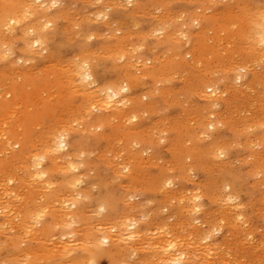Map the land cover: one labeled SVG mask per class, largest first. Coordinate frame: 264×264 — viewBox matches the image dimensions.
<instances>
[{"label":"rangeland","instance_id":"rangeland-1","mask_svg":"<svg viewBox=\"0 0 264 264\" xmlns=\"http://www.w3.org/2000/svg\"><path fill=\"white\" fill-rule=\"evenodd\" d=\"M54 1H59V3L57 4V2H56V7H53L52 8V10H51V12L53 13V12H55L54 13V15H56L57 16V18H56V20H57V22H55V25L53 24L52 25V27L49 29V31H48V34H50V36H49V42H48V47H49V49L51 50L49 53H47V54H45L44 56H36V57H33V63L35 62V63H37V64H35L34 63V66L32 65L33 63H31V64H28V65H26V66H24V67H22V66H19V65H16L17 67H22V68H15V66L12 64V63H8L7 64V67H11L10 68V70H9V68H6L5 67V61H3V60H0L2 63H0V71L3 73H1V77H0V79L2 80V81H0V84L2 83V82H4V80H5V84L4 83H2L0 86H1V88H0V93H3V94H5V92L6 91H8L9 89H10V87L11 86H9L8 87V85L10 84H12V85H14L15 87L14 88H16L15 89V91H14V94H12V99H14V103L17 105V106H19V105H22V106H20V107H16V109L18 108V110H17V112H16V109L14 108V106H15V104H13V105H10L9 106V110H10V112H11V110H12V114L14 113L15 114V112L16 113H18L19 111H20V113H21V116L23 117V118H21L20 119V121H25V122H28V119L30 118V119H32V117H33V115L31 114L32 112V110H34V109H29V110H31V111H29V112H25V108H23L24 107V102L23 101H27L26 103L28 104V105H31V103H32V99L33 98H31V97H35V95H33L34 93H39L41 96H43L42 98H44V99H46V100H42V102L43 103H46V104H48V105H54L58 100V97L59 96H66V91L64 90L65 88H63V87H61V88H63L62 90H59V89H61L60 88V85H57V84H61V83H59V82H56L55 81V77H54V75H55V73L54 72H52V81H55V82H52V83H55L54 85L52 84H49V85H47V86H44L42 83H43V81H48V79L47 78H45L44 79V76H42V75H44L43 73H44V69L46 68V66H48V63H50V62H53V63H55V61H56V63L55 64H60L61 65V63L63 62V61H66V62H69V63H66V62H64L63 63V65H69V66H72L73 65V63L74 62H77V58H74L75 56H78V58L80 57V61H82L83 59L82 58H86V60H88L91 64H90V66H91V68H92V71L94 72V75H95V77H96V80H97V82H98V84L100 85V86H102V85H106V84H112V82L113 83H115V82H121L122 84H124L125 83V81H127L128 79H130V77H127V76H129V74L130 75H132V77H135V78H137L138 80H136L137 82L135 83V84H132L131 85V87L132 88H134V89H132L131 87H130V89H129V92H127L128 94L127 95H133L132 97H137V98H139V99H141L140 101V103L141 104H139V105H136L135 106V108H133L132 110H133V112L135 113V114H137V116H138V118H137V120L136 121H132V122H130V121H127V122H125L126 123V127L124 128L123 126H125L124 124H123V126H122V121L121 120H119V119H116V120H112V121H110V120H108V119H106L105 118V115L106 114H101V112L100 111H97V110H90L89 108H87V107H85L86 105H87V103H88V101H86L87 100V98H86V96H84L83 94L82 95H80L81 93L80 92H78L77 94H75V95H73L74 97H70V98H68L67 99V104H68V107H69V105L71 104L73 107H75V109H79V110H84L85 112L83 113V114H81L80 115V117L82 116V120L80 119L79 121H78V117H76V116H79L78 114L79 113H82V111H78V113H77V115H72V116H70V118L69 119H67L66 120V123H63V126L65 125L66 127H68L69 129H71V132H72V135L73 136H71V140H72V146H71V148H72V150L73 151H77L76 153L78 154V152L79 151H81L82 152V157L83 156H85L84 158H82L81 157V159H75L76 160V162H81L82 163V165L84 166V168H79V171L77 172L78 173V175H79V178H81L82 179V181H84V182H79L80 184H77L76 185V187H73L72 188V192H74V190L75 191H78V189H79V191L77 192L78 194L80 193V196L82 195L83 197H84V199H83V197L81 196H76V197H78L77 198V200L79 199V201H77V208L76 209H78L79 207L80 208H83L84 210H88V211H91L90 213V215H89V212H87L88 213V215L85 213V216H83V217H80L79 219H77V220H79V221H81V222H87V221H92V222H97L99 219H101V218H103L102 216H104V215H107L108 217H110V218H112V220L109 218H107L108 220H110V221H113V220H115V222L117 221V219L115 218L114 219V217L116 216V217H119V213L121 212V211H117V210H122V208H123V206H124V204L122 203V199H124V198H126V200H128L127 202L129 203V204H135V206L132 208V211H131V220H133L134 221V219L136 218L135 216H138V217H140V218H142V219H135V222H136V227H138L139 225H141L142 226V228L144 229H149V231H150V235L152 236H154V234L156 233V231H157V228H158V226H160V224L161 225H164L163 224V222L164 223H166L168 226H170V228L171 227H173V226H176V224L175 223H177L176 221H174V220H180V219H187L186 217H188V215L187 214H189V207H191V205H192V203H193V201H192V199L193 198H191L192 196H193V194H198L200 197H201V199H200V203H201V205H202V207H204V208H202L203 210L201 211V212H203V213H201V212H198V214H196V217H198V222H196L195 223V226H197L198 228H201L202 226V228L203 229H205L204 231H206L207 229H209L208 231H209V233H210V230H211V233L210 234H212L213 235V238H212V240H211V242H213V243H215V247L216 248H218L217 249V256H215L217 259L219 258L220 260H218L217 261V259H216V261L218 262V264L220 263V262H222V261H224L225 262V260H227L226 262V264H229L230 263V261L231 260H233V261H231V264H238L239 262H238V260L239 261H241L242 259H243V256H245V260H243V261H246V259H247V261L249 262V261H251V260H249V257L248 256H250V259H252V262H249V264L250 263H252L253 264V262H254V264H255V262H256V264H259L260 262L262 263V264H264L263 262H264V247H261V246H263V245H261V244H264V239L262 238V237H264V220L262 219V218H264V205H262V204H264V202H263V200H264V196L262 197L261 196V194H264V185L262 186V184H259V183H262L261 182V180H263L264 178L258 173V171H259V169H260V167L258 168V166H256L257 164H256V159H258V158H261L262 159V161H261V159L260 160H258V161H260V163H262V167H264V156L262 157V155H264L263 154V152H264V144L262 143V142H264V138H261V137H264V136H261V135H264V122H262V121H264V114H262V113H264V97H262V96H264V93H260L261 91L262 92H264V64H263V66H262V64L261 63H259V62H261V61H264V59H263V57H260L261 55H259V54H250V55H255V56H253V57H248L247 56V58L245 59V56H246V53L243 51V48L242 49H240L241 47H240V45L238 44V39L236 38L235 39V34H234V36L232 35V33H237L238 31L239 32H241V27H240V24H241V22L243 21H239L240 22V24H239V22L237 21V19L238 18H241V19H244L245 20V18H249V16H252L253 15V13H254V11H256V9L259 7V6H261V5H263L264 4V0H223V2L224 1H226V2H224L225 4H228V5H224V3L221 1V3L219 2L218 3V0H217V2H216V0H214V2H213V0H209V1H207V3H205L206 2V0L204 1V0H200V1H198V0H194V1H192V0H176V2H175V0H171V1H169L168 3L167 2H165V0H155V2L153 1V0H133L132 2H131V5H130V3H129V1L128 0H115V1H113L112 0V2L114 3V5H115V7H113L114 5H112L113 3H109V2H111V0L109 1V0H100V2H97V1H99V0H90L91 2H89V0H62V2H64V3H62V2H60L61 0H54ZM106 1H108L107 3L108 4H110V5H108V4H106L105 6H104V4L106 3ZM128 1V2H127ZM135 1V2H134ZM143 1V2H142ZM152 1V2H151ZM161 1H164V2H161ZM204 1V2H203ZM235 1H237V2H235ZM82 2H88V4L90 3L91 5L93 4H98L97 6H93L92 5V7H90V4H89V7H88V4L87 3H85V4H83ZM119 2H121V3H119ZM136 2L138 3V10H137V8H135L134 6H135V4H136ZM142 2V3H141ZM175 2V3H174ZM196 2V3H195ZM241 2V3H240ZM245 2H246V4H245ZM248 2H251V4H249ZM100 3H102V5L100 4ZM104 3V4H103ZM115 3H117V5L115 4ZM158 3H160V4H158ZM192 3H194V4H192ZM215 3V4H214ZM233 5H232V4ZM257 3H259V4H257ZM262 3V4H261ZM64 4V5H63ZM75 4V5H74ZM123 6H122V5ZM125 4H127L125 7H124V5ZM151 4V5H150ZM156 4V5H155ZM168 4V5H167ZM172 4H174V5H172ZM206 4H208L207 6H206ZM219 4V5H218ZM249 4V5H248ZM58 5H60L59 6V8L57 7ZM71 5V6H70ZM74 5V6H73ZM85 5L87 6V7H85ZM155 5V9H156V11H155V9L153 10L152 9V7ZM210 5H211V8L212 9H210ZM232 5V6H231ZM63 8H62V7ZM107 6H109L111 9H109V7H107ZM119 6H121V7H119ZM131 6H132V8H131ZM151 6V7H150ZM169 6H170V8H169ZM202 6H204V7H202ZM225 6V7H224ZM230 6V7H229ZM248 6V7H247ZM249 6H252V7H249ZM66 7H67V9H70L72 12H75L74 14L76 15H74L71 11H69V10H67L66 9ZM68 7H71V8H68ZM95 7V8H94ZM101 7H105L104 8V10H103V8H102V11L100 10V8ZM161 8V10L159 9V8ZM166 7V9H168V10H166V11H164L163 10V8H165ZM194 7H195V9H194ZM197 7V8H196ZM201 7L202 8H204V9H202V10H198V12H201V13H198L199 14V16H198V14H197V16H196V18H195V13H193V12H191V11H194V12H196L195 10H197L198 8L199 9H201ZM256 8V9H253V8ZM139 8L141 9V10H139ZM144 8V9H143ZM147 8H149L148 10H147ZM152 9V12H153V15L152 14H148V17H147V13L149 12V13H152L150 10ZM187 8V10L189 9V11H190V13H188L189 11H185V9ZM209 8V9H208ZM251 8V9H250ZM72 9H74V10H72ZM85 9H86V11H85ZM132 9V10H131ZM169 9L171 10V11H169ZM173 9H174V11L176 10V13L173 11ZM181 9V10H180ZM182 9H184L183 11H182ZM194 9V10H193ZM207 9V12L206 11H204V10H206ZM253 9V10H252ZM99 10V11H98ZM106 10V11H105ZM112 10H114V12H112ZM135 10H136V12H135ZM143 10H145V11H143ZM179 10V11H178ZM224 10H225V12H224ZM252 10V11H251ZM67 12V14H68V12L70 13V14H66V12ZM82 13H81V12ZM97 11L99 12L98 14H100L101 13V15H100V18H99V16L98 15H96V13H97ZM104 11V12H103ZM140 11V12H139ZM143 11V12H142ZM148 11V12H147ZM157 11H159V12H157ZM165 12V13H163V12ZM167 11H169L170 12V14H169V12H167ZM172 11H173V13H172ZM178 11V12H177ZM182 11V12H181ZM209 11V12H208ZM214 11H216V12H214ZM221 11V12H220ZM236 11V12H235ZM60 12H62V14H60ZM79 12V13H78ZM93 12V13H92ZM96 12V13H95ZM106 12V13H105ZM123 12H124V14H123ZM132 12V13H131ZM135 12V13H134ZM139 12V15L138 14H136V13H138ZM147 12V13H146ZM182 14H181V13ZM184 12H186V13H184ZM206 13L205 14V16H203L204 14L203 13ZM233 12V13H232ZM72 13V14H71ZM78 13V14H77ZM85 13H88L89 15H91V16H89L88 14L86 15ZM90 13H92V14H94V15H96V16H94V15H92V14H90ZM110 13V14H109ZM137 16V17H135V15ZM143 13H146L145 14V17H144V14ZM155 13V14H154ZM164 14V16L163 15H161V14ZM168 13V14H167ZM174 13L176 14L175 15V17H174ZM181 14V18H180V16H178L177 14ZM192 13V14H191ZM235 13V14H234ZM236 13H239V15L238 14H236ZM63 14H66V15H63ZM83 14H85L86 16H84ZM107 14V15H106ZM134 16H133V15ZM158 14H160L161 16H163V17H161L160 15H158ZM173 16H172V15ZM195 14V15H194ZM202 14V15H201ZM208 14H212L211 15V18H210V16L208 15ZM218 14V15H217ZM229 14V15H228ZM236 15V16H234V15ZM62 15L63 16H66V18H68V19H70V20H66V18H64V17H62ZM74 15V16H73ZM84 16L83 17V21L81 20L82 18V16L79 18L80 19V21H79V19L77 18V16ZM104 15H106L107 16V20H106V17L104 18L103 16ZM130 15H132V16H130ZM155 15V16H154ZM156 15H158L157 17H159V18H156ZM166 15V16H165ZM169 15V16H168ZM171 15V16H170ZM187 15V17H186V19L185 18H182V16L183 17H185ZM192 15H194V16H192ZM215 17H214V16ZM233 15V16H232ZM237 15L239 16L238 18H237ZM60 16V17H59ZM89 16V18H87ZM103 17V20L101 19L102 17ZM128 16H130V17H128ZM154 16V17H153ZM177 16L179 17V18H177ZM193 18H195V20H199L198 22H196L195 24H194V22L192 21V20H194V19H192L191 20V18L192 17ZM201 16H203L202 17V20L200 19L201 18ZM216 16H218V17H216ZM221 16H222V19H220L221 18ZM233 17V19H235L236 18V20H233L232 19V17ZM69 17H71V18H69ZM72 17H76L75 18V20H76V22H75V20H73V18ZM87 19H91L90 21H88V20H86V18ZM92 17V18H91ZM93 17L95 18V17H98V18H95V20L96 19H98V20H94L93 19ZM109 17V18H108ZM170 17V18H169ZM171 17H173V18H171ZM197 17H199L198 19H197ZM225 17V18H224ZM228 17H230V18H228ZM60 18V19H59ZM63 18V19H62ZM132 19V20H130V19ZM156 18V19H155ZM160 18H161V20H163V18H165L164 20H167L168 22V24L170 23V26H168L167 27V25H166V27L168 28V30H169V32L170 33H173V31H174V33H175V31H176V33H178V30L177 29H179V30H181V32H185L184 34L186 35H184L183 33L182 34H179V35H181L182 37H187L188 35L190 36V39L187 37V39L189 40V42H188V40L187 39H184V38H182V37H178V35L175 33L174 35H173V37H172V39H168V38H164L163 37V34L162 33H167L166 31H165V29H164V27H163V29H161L160 30V28H162V23H160L159 24V22L161 21L160 20ZM174 18H176V19H180V20H177V22L178 23H174V22H176V19H175V21L173 20ZM206 18L208 19V21H211V22H213V23H216V24H213V23H207L206 22ZM213 18V19H212ZM217 18L219 19V20H224L225 22H228V24L227 23H225V22H219V24L217 23L218 22V20H217ZM231 19V20H233V21H237L236 22V24H235V22L233 23V22H230V21H228L227 19ZM99 19L100 20H102V21H99ZM108 19H109V21H108ZM128 19V20H127ZM136 19V20H135ZM210 19V20H209ZM214 19H216V20H214ZM62 20V21H61ZM120 20H122V21H124L126 24L125 25H127V27H125L124 25H123V27H120L122 24H124V23H121L120 24ZM127 20V21H126ZM135 20V21H134ZM154 20V21H153ZM171 20V21H170ZM194 20V21H195ZM58 21H59V23H58ZM72 21V22H71ZM74 21V22H73ZM82 21V22H81ZM93 21V22H92ZM114 21V22H113ZM121 21V22H122ZM128 21H130V23L128 22ZM172 21H174L173 22V24L171 23ZM184 21V22H183ZM70 22V23H69ZM88 24H87V23ZM90 22V23H89ZM111 23L112 22V24H113V27H112V24H109L108 25V27L106 26L107 24L106 23ZM117 22H119V23H117ZM152 22V23H151ZM158 24H157V23ZM161 22H163V21H161ZM181 24H180V23ZM188 22V23H187ZM193 22V23H192ZM65 23H66V25H65ZM69 23V25H67ZM74 23L77 25V23H78V25H79V28L76 26V25H74ZM105 23V24H104ZM135 23V24H134ZM137 23V24H136ZM156 23V24H155ZM186 23V24H185ZM221 23H224V24H226L225 25V30H223V28H224V26L223 25H221ZM71 24H72V26H71ZM87 24V25H86ZM114 24H117L116 26L114 25ZM139 24V25H138ZM152 24H154V25H152ZM175 24V26H173ZM184 24L186 25L185 27H183L184 26ZM188 24V25H187ZM190 24H191V26H190ZM198 24H200L199 26H198ZM231 24V25H230ZM232 24H233V26H232ZM237 25L236 27H238L237 29H236V27L235 28H233L235 25ZM239 24V25H238ZM75 26V28L77 27L78 28V30H79V32H77V29H75L76 30V32L78 33V37H81V35L79 34V33H82V38H78V39H76L75 37L77 36V33L75 32V30H74V28H73V30L71 31V29H72V27H74ZM84 25V26H83ZM130 25H132V27L130 26ZM133 25H135L136 26V28H135V26H133ZM138 25V26H137ZM158 26V28H157V26ZM160 25H162V26H160ZM193 25V26H192ZM195 25H197V26H195ZM204 25V26H203ZM207 25H211L210 27H208ZM65 26L67 27V28H65ZM81 26V27H80ZM119 26V27H118ZM151 26H156L155 27V29H154V27L152 28V30H151V33L153 34V36L150 34V31H149V33L148 34H144V36L143 35H141V34H143L145 31H147V30H150L151 29ZM165 26V25H164ZM175 28H173V27ZM189 26V27H188ZM206 26V27H205ZM215 28V29H213V30H215L216 31V33H215V31H213V36L214 35H216V36H218V37H222V35H223V39L220 37V38H217V40H215L216 39V36H212V34L211 33H209V32H212L210 29H212L213 27ZM218 26V27H217ZM231 26H232V28H231ZM70 27V28H69ZM118 27V28H117ZM160 27V28H159ZM165 27V28H166ZM183 27V28H182ZM201 27H205L204 29H206L205 30V32H204V35H202L203 33V28H201ZM218 29H217V28ZM69 28V29H68ZM133 29V30H131V29ZM191 28V29H190ZM229 28V29H228ZM117 29H119L120 31L118 32L117 31ZM139 31H138V30ZM154 29V30H153ZM232 31H231V30ZM238 30V31H236V30ZM104 30H106L105 32H104V37H103V31ZM114 30H116L115 32H114ZM123 30H125V31H123ZM127 30H129V31H127ZM132 31V34L130 35V32ZM137 30V31H136ZM185 30V31H184ZM188 30V31H187ZM195 30V31H194ZM196 30L198 31L197 33H196ZM221 30H223V31H225V32H223V31H221ZM233 30L235 31V32H233ZM76 33H74V32ZM110 31L113 33H117V35L115 36V34H114V36L117 38H119L120 36L119 35H121L122 34V32L121 31H123V36L125 35H129V42L130 43H132L133 41H134V43H136V44H129V42L127 43V45H125L126 44V42H122V41H120V42H118V40L116 39V38H114L112 35V33H110ZM154 31H157V32H160V31H162V32H160V33H155ZM164 31V32H163ZM209 31V32H208ZM71 32H72V34H71ZM89 32V33H88ZM101 32V33H100ZM134 32H136V33H134ZM139 32V33H138ZM140 32H141V34H140ZM192 32V33H191ZM238 32V33H239ZM99 33L100 34H102L101 36H98L99 35ZM119 33H121V34H119ZM145 33H147V32H145ZM155 33V34H154ZM180 33V32H179ZM187 33V34H186ZM188 33H190V34H188ZM199 33V34H198ZM201 33V34H200ZM220 33V34H219ZM6 34H8L7 35V37L9 36V35H11L10 33H4V35H6ZM71 34V35H70ZM73 34H75L76 36H72ZM83 34H84V36L85 37H83ZM86 34H88L87 36L89 37V35L91 36V35H95V36H97L98 38H96L95 36L93 37L94 39H92V38H90L89 37V39L90 40H88V37L86 36ZM105 34H106V36L109 34V35H111L112 37H110L109 35V37L107 36H105ZM137 34H138V36H137ZM162 35V36H157V37H155L156 35ZM80 35V36H79ZM121 35V36H122ZM132 35H133V37H132ZM206 35H207V37H206ZM224 35L225 36H231L230 38H225L224 37ZM71 37V40L72 41H70V37ZM122 36V37H123ZM142 36H143V38H142ZM148 36H149V38H148ZM152 36V37H151ZM192 36V37H191ZM195 36H197V37H195ZM199 36V37H198ZM237 36V35H236ZM10 37V36H9ZM67 37H69V38H67ZM73 37H74V40H73ZM163 37V38H162ZM174 37H176L175 39H174ZM201 37H202V40H200L201 39ZM208 38V39H206V38ZM213 39H211V38ZM109 40H108V39ZM111 38H113V39H111ZM147 38V39H146ZM156 38V39H155ZM159 38H162V40L160 39L159 40ZM177 38H179L180 39V41L181 40H183V41H178L177 40ZM196 38H197V41H196ZM210 38V39H209ZM224 38H225V40H224ZM132 39V40H131ZM146 39V40H145ZM227 39V40H226ZM158 40V41H157ZM185 40H187V42L185 41ZM219 40V41H218ZM222 40H223V42H222ZM230 40V41H229ZM233 40V41H232ZM11 41H13L12 39H11ZM11 41L9 40V42H8V44H9V46H11L12 44H11ZM173 41V42H172ZM176 41H178L179 43H181L182 45H183V47H182V45L181 44H179L178 42L177 43H175ZM198 41H200V46L198 45L197 46V44L199 43ZM220 41H221V44H220ZM224 41H226V42H224ZM228 41V42H227ZM15 42V41H14ZM14 42H12V43H14ZM125 43V44H123V45H125V48H124V50H125V52L127 53V55L128 56H131V57H135L136 58V60L138 61L139 60V62L137 63V61L136 60H132L133 61V63H136V65L134 64V66H136V67H138V68H136V67H130L129 66V61H128V59H130V58H127V56H126V58H123V59H120V56H119V51H118V45H120V44H118V43ZM166 42H167V45H166ZM170 42V43H169ZM184 42H186V43H184ZM208 43V45H207V43ZM211 42V43H210ZM214 44H213V43ZM230 42V43H229ZM137 43H138V45H137ZM145 43H147L146 44V46H145ZM158 43V44H157ZM168 43H169V45H168ZM217 43H219L218 45H217ZM224 43V44H223ZM11 44V45H10ZM84 44H86V45H84ZM129 44V45H128ZM171 44V45H170ZM176 44V45H175ZM188 44V45H187ZM189 44H192V46H190ZM204 44H205V46H204ZM225 44H226V46H225ZM229 44H231L230 45V47H232V46H235L234 48L232 47L231 49H229V48H227V47H229ZM235 44V45H234ZM236 44H237V46L239 47L238 49L236 48ZM61 45H63V47L61 48ZM101 45V46H100ZM107 45H109V46H107ZM111 45H112V47H111ZM131 45H133L134 47H136V49H135V51H136V53H137V49H138V55L135 53V51H133V49L132 48H134L133 46H132V48L130 47ZM135 45H137V46H139V47H137V46H135ZM180 45V46H179ZM196 46V48H200V47H202V49H203V51L200 53V54H198V55H200V56H198V59L201 57V59H199V61L200 62H197L198 61V59H196V61L194 62V63H191L190 61L188 62V60H189V58L190 57H192V55L191 56H189V55H187V56H185V52H192V50L194 49V47L193 46ZM209 45H214V46H216V47H213V46H209ZM225 47H224V46ZM228 45V46H227ZM100 46V47H99ZM105 46V47H104ZM107 46V47H106ZM114 46H117V47H115L114 48ZM127 46V47H126ZM144 46V47H143ZM149 46H151V47H149ZM174 46H175V48H174ZM188 46H189V48H188ZM223 46V47H222ZM89 47H90V49H89ZM98 47H99V49L100 50H97V51H95V53H97V54H95L94 53V51L93 50H95V49H98ZM129 47V48H128ZM141 47V48H140ZM143 47V48H142ZM206 47L208 48V49H206ZM209 47L212 49V51H210V52H208L207 53V50L209 51L210 49H209ZM219 47V48H218ZM222 47V48H221ZM87 48V49H86ZM103 48V49H102ZM104 48H105V50L106 51H104ZM114 48V49H113ZM147 48V49H146ZM171 48V49H170ZM178 48V49H177ZM184 48V49H183ZM204 48H205V50H204ZM214 48V49H213ZM226 48H227V51H226ZM85 49V50H84ZM92 49V51H93V53L91 52V51H89V50H91ZM108 49H110V50H108ZM116 49H117V51H116ZM126 49L128 50V51H126ZM132 49V50H131ZM145 49V50H144ZM156 49V50H155ZM163 49H165V50H163ZM217 49H219L220 51H216ZM229 49V50H228ZM233 49V50H232ZM237 49V50H236ZM115 50V52H113ZM150 50V51H149ZM153 50V51H152ZM159 50H161V51H159ZM167 50V51H166ZM171 50V51H170ZM187 50V51H186ZM213 50L215 51V52H213ZM221 50H222V52H221ZM224 50L226 51L225 52V54H228V55H223V53H224ZM53 51H55V52H62L64 55L61 57L60 55H57V56H53V54H52V52ZM84 51H86V53H84ZM104 51V53H102ZM109 51H112L113 52V55L111 56L110 54V56H107L108 55V53H109ZM157 51H158V53H157ZM174 51V52H173ZM178 52V54H177V52ZM206 51V52H205ZM240 51V52H239ZM108 52V53H107ZM117 52V53H116ZM162 52H164V53H162ZM166 52H167V54H166ZM212 52V53H211ZM216 52H218L217 54L219 55V53H221L219 56H220V58H219V56H218V59H220L219 61H221V59H225V60H223V61H225V63H227V64H224V62H223V65H221L222 64V61H221V63L219 62V63H217L218 61H216L215 60V58L217 59V57L215 56L216 55ZM238 52V53H237ZM242 52H243V54L245 55V56H243V55H241L242 54ZM258 52V51H257ZM260 52V51H259ZM78 53H80V55H77ZM91 53L93 54V55H91ZM100 53H102L103 55H101L100 56ZM156 54V55H153V54ZM180 53V54H179ZM183 53V55H181ZM206 53L207 55H209L210 56V54H211V58L212 57H214V58H208V56L205 54ZM256 53V52H255ZM69 54H71V55H69ZM82 54V55H81ZM165 54V55H164ZM177 55V57H176V55ZM215 54V55H214ZM234 54V55H233ZM14 55L16 56V59H18L20 56H22V55H25L24 53H21L19 50H16L15 51V53H14ZM75 55V56H74ZM89 56V55H91L90 57H86V56ZM105 55V56H104ZM158 55V56H157ZM160 55H162V56H160ZM164 55V56H163ZM168 56L169 57V55L172 57H169V58H171V59H173V60H171V61H173V62H170L169 60H167V62H166V59H164L165 60V62H163L164 60L163 59H161L162 57H165V56ZM214 55V56H213ZM60 56V57H59ZM74 56V57H73ZM100 56V57H99ZM104 56V57H103ZM173 56H175V57H173ZM183 56H185V57H187V59H185ZM207 56V57H206ZM225 56V57H224ZM229 56H231V57H229ZM232 56H234L233 57V59L234 60H232ZM236 56V57H235ZM259 58H258V57ZM18 57V58H17ZM55 57V59H53V58ZM82 57V58H81ZM98 57V58H97ZM106 57H107V60H106ZM143 57V58H142ZM145 57H146V59L147 60H145ZM159 57V58H158ZM189 57V58H188ZM223 57V58H222ZM239 57H243L242 59H240V61L242 62V64H241V62L239 61ZM257 57V58H256ZM59 58V59H58ZM68 58H69V60H68ZM71 58H73L72 59V61L70 60ZM84 58V59H85ZM93 58H94V60H93ZM101 58H103V60L105 61H101ZM110 58V59H109ZM151 59V60H149L148 61V59ZM153 58H157V60H155V59H153ZM176 58H177V60H179L180 59V61L177 63L175 60H176ZM183 58V60H184V62H183V64H181L182 62H181V59ZM237 60H236V59ZM253 58V59H252ZM262 58V59H261ZM42 59V60H41ZM63 59V60H62ZM153 59V60H152ZM191 59H193V58H191ZM202 59H203V61H206L207 63L208 62H210L209 60H211L212 62H210V64H207L206 62H203L202 61ZM217 59V60H218ZM252 59V60H251ZM47 60V61H46ZM58 60V61H57ZM60 60V61H59ZM74 60V61H73ZM114 60V61H113ZM142 62H141V61ZM143 60H144V64H145V62H147L146 64H145V68H143L142 67V63H143ZM160 60V61H159ZM193 60H195V59H193ZM226 60H228L227 62H226ZM230 60V61H229ZM236 60V66H238V68L240 67L241 68V65H242V68H243V71L241 72V71H239L238 70V68L234 71V70H232L230 67H231V64L233 63V61H235ZM252 61V62H255L256 63V61L257 60H259V61H257L258 63H259V65H257L256 64V66L254 67L253 65H251V66H253V67H251V66H248V65H250L251 63H250V61ZM134 61H136V62H134ZM153 61V62H152ZM156 61V63H154ZM192 61V60H191ZM202 61V62H201ZM232 61V62H231ZM237 61H239L240 62V64L239 65H237L239 62H237ZM249 61V63H247ZM119 62V63H118ZM162 63L163 62V65L165 66V67H167V65H168V67L167 68H165V72H164V66L162 65V64H160V63ZM177 63V64H175V63ZM181 62V63H180ZM193 62V61H192ZM217 63L219 66L217 67L216 66V68H214L215 67V65H217V64H215V63ZM72 63V64H71ZM97 63V64H96ZM101 63V64H100ZM115 63V65H113ZM152 63V65H154V64H157V65H154V66H150V64ZM154 63V64H153ZM158 63L160 64V66L158 65ZM169 63V64H168ZM191 63V64H190ZM196 63L197 64H199L200 65V63L202 64V65H200L201 67L199 68L198 67V65L196 66ZM213 63V64H212ZM228 63H229V66H228ZM245 63H247V64H245ZM254 63V64H255ZM11 64V65H10ZM95 64V65H94ZM99 64V65H98ZM103 64V66H101ZM121 64V65H120ZM141 66H140V65ZM184 64H186V65H184ZM188 64V65H187ZM190 64V65H189ZM198 68H196L194 65ZM44 65V66H43ZM46 65V66H45ZM99 67H98V66ZM118 65H120V66H118ZM123 65V66H122ZM176 66V69H175V67H173V66ZM182 65H184V69L183 68H180L179 66H182ZM205 65V66H204ZM212 65V66H211ZM156 66V67H155ZM163 66V67H162ZM186 66V67H185ZM210 66V67H209ZM224 66V67H223ZM226 66V67H225ZM14 67V68H13ZM29 68V74H30V72L32 73L34 70L33 69H35V71H37V72H39L41 69V74H40V72L39 73H37L36 75H37V77H38V74L42 77V79H43V81L41 80V81H37V80H34V79H37V77H36V75H34L35 74V72H33V74H30V75H32V76H28V78L26 79V81H25V83H24V79H23V76H20L21 74V72L22 71H24V70H27L28 68ZM31 67H33V68H31ZM36 67H38L39 68V70H38V68H36ZM42 67H45V68H42ZM116 67H118L117 69H116ZM158 67H160V69H158ZM170 67V68H169ZM172 67V68H171ZM183 67V66H182ZM204 67H207L209 70L211 69V67H212V70H210V71H208V69L207 68H204ZM227 67H229V68H227ZM248 67V68H247ZM261 67V68H260ZM2 68H4V71H3V69ZM5 68H6V70H5ZM12 68H13V70H12ZM25 68H27V69H25ZM41 68V69H40ZM97 68V69H96ZM119 68H121V69H119ZM192 68L195 70V69H197L195 72H197V73H195L194 72V70H192ZM205 70H204V69ZM222 68H226V69H222ZM239 68V69H240ZM241 68V69H242ZM245 68V69H244ZM251 68H252V70L255 72V71H257V72H259V74H260V76H259V79L257 78L258 77V75L259 74H257V72H252V70H251ZM253 68H255V69H253ZM116 69V70H115ZM118 69L120 70V71H118ZM128 69H129V71L131 70V72H133V74L130 72V73H126V72H124V71H128ZM132 69H133V71H132ZM135 69H137V70H139V71H136ZM146 69V70H145ZM148 69V70H147ZM177 69H179V70H177ZM199 69H201V71L199 70ZM206 69H207V71H206ZM230 69H231V71H234L233 73H230L229 75H228V73L229 72H231L230 71ZM247 69H249L248 71H247ZM262 69V70H261ZM32 70V71H31ZM135 70V71H134ZM159 70H160V72H161V74L159 73ZM185 70H187L186 72H184ZM189 70V71H188ZM190 70L192 71V72H194L195 74H197V76H196V78H195V76H194V74L192 73V72H190ZM203 70H204V72H203ZM219 71L220 72V77H219V80L217 79L216 81H215V79L213 78V80L211 79V77H215L214 76V74L216 73H213L212 71ZM245 70V71H244ZM259 70H261V72L259 71ZM6 71H7V73H12L11 75L10 74H7L6 73ZM9 71V72H8ZM11 71V72H10ZM12 71H14V72H12ZM140 71H142L141 73H140ZM143 71H145V72H143ZM151 71H155V72H151ZM177 71H180V72H177ZM181 71L182 72H184V73H181ZM224 71V72H223ZM229 71V72H228ZM263 71V72H262ZM5 72V73H4ZM17 73L16 75L18 76V77H16V75H15V78L13 77V73ZM25 72V71H24ZM24 72H22V73H24ZM122 72V73H121ZM138 72V74H142L141 76H138V74H136V73ZM147 72H150V75L149 76H143L144 75V73L146 74ZM206 72V73H205ZM208 72V73H207ZM209 72H211L212 74H209ZM238 72V73H237ZM61 73V72H60ZM96 73H98V74H96ZM126 73V74H125ZM165 73V74H164ZM176 73H180V74H177V76L178 77H176V80H175V74ZM185 73H187V74H185ZM204 74V76H205V74H206V77L204 78L203 77V75L202 74ZM226 73H227V75H226ZM237 73V74H236ZM248 73V74H247ZM254 73V74H253ZM20 74V75H19ZM157 74V75H156ZM199 74H200V77H202L201 79H199V78H197L198 76H199ZM208 74V75H207ZM239 75V74H241L242 76H243V80L245 81H243V83H244V85L243 84H240V83H234V81H233V83H230V85L228 86L227 85V87L225 88V85H223L222 84V82H223V79H225V78H233V76L235 77V75ZM127 75V76H126ZM152 75V76H151ZM179 75L181 76V77H179ZM182 75H184L183 77H185L186 75V77L183 79L182 78ZM212 75V76H211ZM224 75V76H223ZM226 75V76H225ZM246 75V76H245ZM251 75V76H250ZM252 75H253V77H254V75H257V76H255V78L254 79H256V80H260V83H258V85H257V83L255 84V82H252V80H254L253 79V77H252ZM6 76V77H5ZM33 76H35V77H33ZM39 76V77H40ZM120 76V77H119ZM122 76V77H121ZM137 76V77H136ZM167 76V77H166ZM170 76L171 77H173V78H170ZM229 76V77H228ZM245 76V77H244ZM247 76H249V77H247ZM9 79H8V78ZM11 77H13L15 80H16V82H15V80L12 78L11 79ZM33 79H32V78ZM38 77V78H39ZM107 77V78H106ZM139 77V78H138ZM156 77L158 78V80L156 79ZM160 77H163L162 78V81H161V78ZM165 77H166V79H167V83H166V79H165ZM189 77H191L190 79H189ZM6 78V79H5ZM122 78V79H121ZM146 78H147V80H146ZM149 78V79H148ZM181 78V79H180ZM203 78L205 79V81L206 80H212V81H214V83L215 84H218L219 85V93H221L222 91H224V94L222 93L221 95H216L215 96V99L218 97V98H222V99H219V101H218V105L215 107V109H214V112H215V115H217V117L216 118H210V120L212 119V120H215L216 119V121H215V124H214V126H213V128H210V127H208V124H209V121H203L204 119V117H206V118H208V116H210V114H211V111H209L210 109L209 108H207L208 106H206L205 107V105H207V102L202 98V97H200L199 95H198V92H197V89H198V85L199 84H201L202 83V81H204L203 80ZM207 78V79H206ZM210 78V79H209ZM248 78V79H247ZM17 79H18V82H17ZM20 79V80H19ZM21 79L23 80L22 82H23V84H22V82H21V84H20V81H21ZM29 79V80H28ZM124 79H126L125 81H124ZM154 79V80H153ZM178 79V80H177ZM180 79V80H179ZM197 79H199L198 81H197ZM251 79V80H250ZM262 79V80H261ZM7 80H8V82L9 81H11V83L9 82V83H6L7 82ZM14 80V81H13ZM27 80L28 81H32V83L31 82H27ZM36 81L35 83H34V81ZM122 80V81H121ZM146 80V81H145ZM156 80V81H155ZM172 80L174 81V82H172ZM184 80V81H183ZM190 80V81H189ZM256 80H254V81H256ZM115 81V82H114ZM153 81H155L154 83H153ZM26 82L28 83V85L26 86ZM41 82V83H40ZM119 82V83H120ZM157 82V83H156ZM160 82H162V83H160ZM190 82V83H189ZM247 82V83H246ZM252 82V83H251ZM256 82H258V81H256ZM19 83V86L17 85ZM29 83H30V87H29ZM78 83V82H77ZM76 83V84H77ZM159 83V84H158ZM248 83H250V84H248ZM255 84V86L258 88V89H261V87H262V89L260 90V92H255L256 90H258V89H256L255 88V86H253L252 84ZM5 86H4V85ZM25 84V85H24ZM34 84V85H33ZM142 84H146L145 86L143 85L142 86ZM165 84V85H164ZM188 84V85H187ZM221 84V85H220ZM259 84H260V86H259ZM18 87H17V86ZM20 85H24V87L23 86H21L20 87ZM32 85H33V88L31 89V87H32ZM38 85V86H37ZM78 85H79V83H78ZM233 85V87H234V89L238 86L239 87V89L241 90V91H238L237 89H238V87L235 89V94H234V90L231 88V90H230V86H232ZM240 85V86H239ZM246 85H247V88H246ZM2 86L4 87V89H2ZM44 87V89L43 88H41V87ZM55 86V87H54ZM138 86V87H137ZM156 86V87H155ZM171 86H173L174 88H170ZM191 86V87H190ZM236 86V87H235ZM241 86H243V87H241ZM245 86V87H244ZM249 86V87H248ZM8 87V89L6 90V88ZM27 87V89H25ZM35 87H36V89H37V91L36 90H34L33 91V89H35ZM37 87H40V88H37ZM48 87H53V89L51 88L50 90H51V92H50V90L48 91V94H46L45 95V93H47L46 92V90L47 89H49ZM148 87V88H147ZM170 89H169V88ZM191 88L194 92H195V90H196V92H197V94H196V92L194 93L193 91H188V90H186V89H183V88ZM241 87V88H240ZM252 87H254V88H252ZM30 90H29V89ZM56 90H58V91H56ZM146 88V89H145ZM159 88V89H158ZM178 90H177V89ZM181 90H180V89ZM196 88V89H195ZM225 88V89H224ZM250 88H252V90L253 89H255L254 91H252ZM18 89V90H17ZM40 89V90H39ZM46 89V90H45ZM77 89H80V87L79 88H77ZM148 89H150V94H149V91H148ZM168 90L169 91V94H167V92L168 91H163V90ZM190 89V90H191ZM195 89V90H194ZM2 90H4L3 92H1ZM20 90V91H19ZM27 90H29V92H27ZM45 90V91H44ZM145 90H147V91H145ZM154 92V90H155V93H152V91ZM158 90H159V93H158ZM180 90V91H179ZM186 90V91H185ZM233 90V91H232ZM246 90H250L249 92H248V94H245V93H247L246 92ZM30 91H33V93H31V94H29L30 93ZM143 91H145L146 92V95L144 94V92ZM225 91L227 92V94H225ZM245 91V92H244ZM22 92H24V93H22ZM43 92H45V93H43ZM52 92L55 94H53L55 97H52V98H49L50 97V95L52 94ZM57 92V93H56ZM63 93V94H60V93ZM65 92V93H64ZM82 92V91H81ZM143 92V94L141 95V93ZM170 92L172 93V94H174V95H171L170 94ZM175 92H176V94H175ZM181 92V93H180ZM184 92H185V94H184ZM51 93V94H50ZM161 94V95H157V94ZM179 93V94H178ZM183 93V94H182ZM194 95H193V94ZM231 93H233V95L231 96L230 95V97H232V100L233 101H236V99L237 98H239V99H237V101L239 102V103H237V101H236V103H234L233 101H232V103L231 102H229L228 100L230 99V101H231V98L230 97H228V96H225V95H228V94H231ZM242 93H243V95L244 96H242ZM256 93V94H255ZM259 93L260 94H263V95H259ZM138 94V95H137ZM167 95V100H166V98H165V95ZM239 96H242L241 97V99H240V97H238V95ZM25 95H29V98H28V100H26L27 98L26 97H23V96ZM32 95V96H31ZM48 95V96H47ZM148 95V96H147ZM156 95V96H155ZM186 95V96H185ZM255 95H257V97L255 96ZM9 96V95H8ZM7 96V100H8V102L7 103H9V100H12V99H8V98H10V97H8ZM22 96V97H21ZM46 98H45V97ZM139 96V97H138ZM143 96H145L144 98H143ZM169 96V97H168ZM170 96L172 97L171 98V101L169 100L170 99ZM173 96L176 98V99H174L173 100ZM178 96H180V97H178ZM182 96H183V98H182ZM219 96H221V97H219ZM233 96H236L235 98L233 97ZM246 96V97H245ZM75 97H77V98H75ZM194 97V98H193ZM224 97V98H223ZM225 97H227V98H229L227 101L225 100ZM248 97V98H247ZM253 97V98H252ZM262 97V98H261ZM6 98V97H5ZM23 98V104H22V102L21 101H19L20 99H22ZM50 99V100H48V99ZM164 98H165V100H164ZM183 100H182V99ZM217 98V99H218ZM226 98V99H227ZM245 98V99H244ZM248 100H247V99ZM251 98L253 99V100H251ZM256 98H257V100L259 101V102H257V100H256ZM16 99V100H15ZM25 99V100H24ZM53 99V100H52ZM181 99V100H180ZM262 99V101L260 102V100ZM85 100V101H84ZM159 101L158 103L156 102V101ZM184 100H186L185 102H184ZM193 100H195V101H193ZM226 101V103H225V101ZM243 100H245L244 102H242ZM247 100V101H246ZM255 100V101H254ZM166 101H168V103L170 104L171 103V105H169V104H167V102ZM191 101V102H190ZM31 102V103H30ZM81 102H83V103H85V104H81ZM227 102H229V103H227ZM241 102V103H240ZM247 102V103H246ZM18 103V104H17ZM220 103V104H219ZM246 103V106L244 105ZM253 103H255V105L253 104ZM59 104V103H58ZM143 104V105H142ZM161 104V105H160ZM202 106H201V105ZM228 104V105H227ZM232 104H234V106L232 107ZM251 104V105H250ZM253 104V105H252ZM70 105V106H71ZM74 105H76V106H74ZM81 105H83V107L81 106ZM85 105V106H84ZM150 105V106H149ZM152 105V106H151ZM181 105V106H180ZM261 105H263V106H261ZM12 106V108L13 109H11L10 107ZM80 106V107H79ZM154 106V107H153ZM161 106H162V109H161ZM164 106H166V107H164ZM169 106H171V108L169 107ZM182 106H184V107H182ZM220 106H221V108H220ZM229 106V107H228ZM256 106V107H255ZM82 107V109H80ZM86 108V110L85 109H83V108ZM167 107H169V109L167 108ZM175 107V108H174ZM180 107V108H179ZM195 107V108H194ZM204 107V108H203ZM231 107V108H230ZM236 107V108H235ZM238 107V108H237ZM241 107V108H240ZM52 108H54V107H52ZM148 108V109H147ZM183 108V109H182ZM206 108V109H205ZM218 108V109H217ZM226 108H230V110H227ZM235 108V109H234ZM14 109H15V112H14ZM22 109V110H21ZM24 109V110H23ZM74 109V108H73ZM205 109V110H204ZM231 109H234L235 111H232ZM236 109H237V111H236ZM239 109V110H238ZM156 110V111H155ZM160 112H159V111ZM197 110H199L198 112H197ZM204 110V111H203ZM218 110V111H217ZM256 110L259 112L258 114H256L257 112H256ZM261 110V111H260ZM6 111V110H5ZM22 111L23 112H25V113H22ZM53 111V112H52ZM52 111H50V110H46L45 111V113H47V114H45L46 115V117L43 119V121L45 122H43V121H41L42 122V125L43 126H45L46 128L49 126H51L52 124H54V125H56V123H55V121H57V119L56 118H59V119H62V117L63 116H66V114H67V110H64V111H61V112H59L58 110L56 111H54V110H52ZM93 111V112H92ZM140 111V112H139ZM151 111H155V113H157L156 115H155V113H153V112H151ZM184 111V112H183ZM225 111H227L228 113L227 114H225V113H222L223 115L221 116V115H219V114H221V112H225ZM230 111V112H229ZM234 112L233 114H231L232 112ZM253 111H255V114H252V113H254ZM9 112V113H10ZM52 112V113H51ZM63 112V114H61ZM90 112V113H89ZM100 112V113H99ZM165 112V114H163ZM183 112V113H182ZM192 112V113H191ZM196 113V115H195V117H194V115H193V113ZM204 112V113H203ZM208 112H210V114L208 113ZM244 112V113H243ZM249 112H251V114L249 113ZM59 113H60V115L61 116H59ZM72 113V112H71ZM97 113V114H96ZM180 113H182L183 114V116L180 114ZM185 113V114H184ZM201 113H203L202 115H201ZM217 113H219V114H217ZM241 113H243L244 114V116L246 115V117H244L245 119H243L242 117H243V114H241ZM26 114V115H25ZM29 114H31V116L29 115ZM48 114L50 115H53L54 117L52 118V119H50V118H48ZM90 114V115H89ZM165 116V119H164V116ZM169 114V115H168ZM178 115V114H180V116L181 117H184V118H180V116L178 115V117L176 118V115ZM197 114H199V115H197ZM206 114H207V116H206ZM228 114H230V115H228ZM85 115H87L89 118H86V116ZM153 115V116H152ZM171 115V116H170ZM173 115V116H172ZM190 115V116H189ZM204 115V116H203ZM226 115V116H225ZM242 115V117H240V116ZM253 115V116H252ZM255 115H257V116H259V118H254V117H257V116H255ZM262 115V116H261ZM26 116V117H25ZM30 116V117H29ZM35 116V115H34ZM96 116V117H95ZM166 116H167V118L170 120V122H169V120L166 118ZM186 116H187V118H191V119H194L195 118V122L193 121V120H191V119H189V121H187L185 118H186ZM201 116V117H200ZM219 116L220 117H222V118H219ZM247 116H249V117H247ZM260 116L262 117V118H260ZM73 117H76L75 119L73 118ZM93 117H94V119H93ZM104 117V118H103ZM159 117H161V119L163 118V121H165V122H163V121H160V118ZM194 117V118H193ZM225 117V118H224ZM242 118L243 119V121H244V123H241L242 122V120H240L241 122H239V120H236L235 121V119L236 118ZM63 118H65V117H63ZM91 118V119H90ZM179 118V119H178ZM205 118V119H206ZM237 118V119H238ZM29 119V120H30ZM50 119V120H49ZM58 119V120H59ZM93 119V120H92ZM150 119V120H149ZM152 119V120H151ZM158 121H157V120ZM186 121H185V120ZM203 119V120H202ZM222 121H221V120ZM256 119V120H255ZM260 119V121L261 122H259L258 120ZM77 121V122H74V121ZM88 120V121H87ZM106 120V121H105ZM154 120H156V121H154ZM166 120H168V121H166ZM0 121H2V120H0ZM83 122V123H85L87 126L85 127V124L84 125H79V123L80 122ZM97 121V122H96ZM153 121V122H152ZM185 121V122H184ZM233 121V122H232ZM254 121H256V122H254ZM87 122H89V124H87ZM95 122V123H94ZM100 122V123H99ZM110 122H112V126H111V123ZM115 122V123H114ZM160 122V123H159ZM194 124H192V123ZM234 122H239V125L242 127H239V125L237 126V124L235 125V124H233ZM14 123H18V121H15ZM44 123V124H43ZM75 123V124H74ZM105 123H107V125L105 124ZM110 123V124H109ZM117 123L118 124H120L121 126V128L119 127V125H117ZM131 123V124H130ZM142 123V124H141ZM152 123V124H151ZM159 125H157V124ZM166 123H168L167 125H162V124H166ZM169 123H170V125H169ZM188 123V124H187ZM190 123V124H189ZM225 123V124H224ZM241 123V124H240ZM263 123V124H262ZM61 124H62V122H61ZM68 124V125H67ZM77 124V126H75ZM100 124H101V126H100ZM153 124H155V126L153 125ZM184 124V125H183ZM185 124H187V125H185ZM200 124L202 125V126H200ZM228 124V125H227ZM262 124V125H261ZM75 126V128H74V126ZM79 125V126H78ZM90 125L92 126V125H94V126H98L99 125V129H94V128H92V127H90ZM102 125H106V126H102ZM147 125V126H146ZM149 125V126H148ZM190 125V126H189ZM191 125H193V126H191ZM195 125H197V126H195ZM227 125V126H226ZM232 125H234V126H232ZM247 126V125H252L251 126V128H249L250 126H247V127H244V126ZM5 126V125H4ZM61 126V125H60ZM64 126V127H65ZM109 126H111V127H109ZM116 126H118L119 127V129L116 127ZM161 126H163V127H161ZM166 126H168V128L166 127ZM187 126V127H186ZM189 126V127H188ZM228 126H230V127H228ZM237 128H236V127ZM255 126V127H254ZM81 127V128H80ZM102 129H104V130H101V128ZM129 127V128H128ZM132 127H135L134 129H137V130H134ZM138 127L141 129H138ZM145 127V128H144ZM157 127H159L158 129H157ZM197 127V128H196ZM232 127H235L234 129L232 128ZM238 127L240 128V129H238ZM60 128V127H59ZM77 128V129H76ZM89 128V129H88ZM162 128H164V131L163 130H161ZM205 128H207V129H205ZM232 129V131H231V129ZM256 128V129H255ZM75 129H76V131H75ZM83 129H85L86 131H83L82 132V130ZM91 129H93V130H95V131H92ZM124 129H126V130H129L130 129V131H131V133L130 134H132V133H134V132H136L137 133V131L138 132H140V133H142V134H140L139 135V137H138V133L136 134V138H135V141H139V140H141L142 142V144H140V145H138V146H134L133 144V142H135V141H133V142H131V143H133V144H130V145H132V147L131 146H128L127 147V145H126V143L123 141V138H122V136L123 135H125V134H127V132H125L126 130H124ZM185 129H186V131H185ZM196 129V130H195ZM220 129H223L224 131H222V130H220ZM244 129H246L245 130V132H244ZM73 130V131H72ZM81 130V131H80ZM90 130V131H89ZM117 130H119V131H117ZM133 130V131H132ZM145 130H148V131H145ZM199 132H198V131ZM205 130V131H204ZM208 130V131H207ZM219 131V133H218V131ZM257 130V131H256ZM105 131V132H104ZM107 131H109L108 133H107ZM124 131V132H123ZM195 131H197V132H195ZM203 131V132H202ZM256 131V132H255ZM81 132V133H80ZM87 132H89V134H87L86 135V133ZM120 132V133H119ZM123 132V133H122ZM143 132H147V133H143ZM151 132H152V134H151ZM234 132H237V133H234ZM238 132H240V134H238ZM82 133H83V135H82ZM113 133V134H112ZM115 133V134H114ZM122 133V134H121ZM125 133V134H124ZM129 133V132H128ZM153 133H155L154 134V136H153ZM166 133V134H165ZM173 133H175V134H173ZM207 133V134H206ZM256 133V134H255ZM260 133V134H259ZM29 135H30V137H29V139L30 140H32V138L34 139L35 137H34V134L32 135V134H30V133H28ZM90 134H92V135H90ZM111 134V135H110ZM117 134V135H116ZM118 134H119V136L121 137L120 139H121V141H120V144H118V141L115 139V137H117V139H118ZM121 134V135H120ZM149 134V135H148ZM159 134V135H158ZM177 134H178V136H177ZM212 134H214V135H212ZM219 134V135H218ZM103 135V136H102ZM107 135V136H106ZM133 136L135 135V133L134 134H132ZM151 135V136H150ZM197 135V136H196ZM206 135V136H205ZM83 136H85V137H83ZM99 136V137H98ZM102 136V137H101ZM114 136V137H113ZM140 136L142 137L141 139H140ZM145 136V137H144ZM157 136H158V138H157ZM202 136V137H201ZM252 136V137H251ZM109 137V138H108ZM161 137V139H159ZM167 137V138H166ZM173 138V139H169V138ZM194 137H197V138H200V139H197V138H194ZM204 137V138H203ZM210 137V138H209ZM239 139H238V138ZM243 137H244V139H243ZM248 137V138H247ZM258 137V138H257ZM84 138V139H83ZM86 138V139H85ZM91 138V139H90ZM101 138V139H100ZM105 138V139H104ZM155 138H157V139H155ZM166 138V139H165ZM220 138H222V139H220ZM227 140H226V139ZM256 139L255 140V143H254V141H253V139L252 140H250V139ZM89 139V140H88ZM107 139V140H106ZM112 139H114V141L112 140ZM231 139V140H230ZM238 139V140H237ZM81 140V141H80ZM86 140V141H85ZM99 140V141H98ZM100 140H101V142H100ZM104 140V141H103ZM109 140H112L113 142H110V144H109ZM117 142H116V141ZM209 140V141H208ZM229 140V141H228ZM241 140V141H240ZM244 140V141H243ZM249 142H248V141ZM80 141V142H79ZM98 141V142H97ZM161 141H163V143H161ZM168 141V142H167ZM187 141V144L185 143ZM189 141H190V144H189ZM213 141V142H212ZM221 141H222V143H221ZM223 141H224V143H226L225 145L223 144ZM233 142V143H230V142ZM238 141V142H237ZM76 142V143H75ZM108 142V143H107ZM205 142H207V143H205ZM227 142L230 144V145H232V146H230V145H227ZM245 142H247V143H249V145L247 144V143H245ZM259 144H257V143ZM78 143V144H77ZM84 143H85V145H84ZM118 145H117V144ZM215 143V144H214ZM238 143V144H237ZM240 143V144H239ZM262 143V144H261ZM82 144V145H81ZM109 144V145H108ZM114 144H116V148L117 149H115V150H118V151H120L121 152V156H120V158H119V156H117V155H119V153L118 152H116L117 153V155H116V153H115V150L113 149V148H115V147H113V145ZM149 144H151V145H148ZM166 144V145H165ZM189 144V145H188ZM206 144V145H205ZM211 144H213V145H211ZM219 144V145H218ZM224 146H223V145ZM254 144H255V146H254ZM78 145V146H77ZM87 145V146H86ZM145 145V146H144ZM185 145V146H184ZM195 145V146H194ZM216 145H218V146H216ZM239 145V146H238ZM241 145H243V146H241ZM244 145H248V146H250V145H252L250 148L248 147V146H244ZM84 146V147H83ZM96 146V147H95ZM105 146V147H104ZM106 146H110L109 148L107 147V150L105 149L106 148ZM126 146V147H125ZM151 146V147H150ZM158 146V147H157ZM167 146V147H166ZM208 146V147H207ZM210 146L212 147V148H210ZM220 146H222V147H220ZM229 146V147H228ZM255 147V148H253L252 149V147ZM263 146V147H262ZM75 147V148H74ZM113 147V148H112ZM119 147V148H118ZM124 147V148H123ZM135 149H134V148ZM160 147H162V148H160ZM165 147H166V149H165ZM170 147V148H169ZM172 147V148H171ZM199 147V148H198ZM219 147L220 148H222V149H219ZM80 148H82V150H80ZM84 148V149H83ZM86 148H88L89 150L91 149V153H89L90 151L87 149V151H85V153L83 154V150H85ZM111 148L113 149V151L114 152H111L112 150H111ZM129 148V149H128ZM131 148H133L132 150H131ZM148 148V149H147ZM192 148H194L195 149V152H193V154H191V152H192ZM216 148V149H215ZM231 148V149H230ZM234 148H236V149H238V150H234ZM260 150H259V149ZM95 149V151H96V153H95V151H93ZM101 149V150H100ZM108 149H110L111 151H109ZM120 149V150H119ZM121 149H122V151H121ZM126 149V150H125ZM137 149H140V150H137ZM167 149L168 150H170L169 152L167 151ZM215 151H214V150ZM218 149V150H217ZM229 149H230V151H229ZM246 150V152H245V150ZM248 149L250 150V152L248 151ZM0 150H2V149H0ZM71 150V149H70ZM124 150V151H123ZM127 150H129V151H127ZM133 150H135V151H133ZM211 152H210V151ZM216 150H217V152H216ZM241 150H243V151H241ZM256 151V152H254V151ZM12 151V150H11ZM66 151V150H65ZM108 151V152H107ZM223 151V153H224V155L223 156H221L220 155V152H222ZM228 151V152H227ZM262 152V154H260L261 152ZM74 152V153H75ZM81 152H79V154L81 153ZM89 154H87V153ZM122 152H124V153H122ZM131 152V153H130ZM142 152H144V154L142 153ZM146 152V153H145ZM155 152V153H154ZM159 152V153H158ZM226 152V153H225ZM243 152V153H242ZM248 152V153H247ZM259 152V153H258ZM3 153H6L5 155L3 154ZM12 152H5L4 150H2L1 152H0V160H4L5 158H6V156H7V158H10L9 157V155L11 154ZM73 152H71V154H72ZM95 153V154H94ZM99 153H101V154H99ZM111 153H112V155H111ZM141 153V154H140ZM157 153V154H156ZM162 153V154H161ZM171 153V154H170ZM204 153V154H203ZM238 153V154H237ZM245 153V154H244ZM3 154V155H2ZM96 155V156H94V155ZM113 154H115V157H113ZM133 154H136V155H134V156H132ZM138 154H140V155H138ZM146 154V156H144ZM212 154V155H211ZM218 154V155H217ZM236 154V156H234ZM242 155V157H241V155ZM75 155V154H74ZM99 155H100V157H99ZM122 155L125 157H122ZM143 155V156H142ZM150 156L149 157V159H148V156ZM207 155L209 156V157H207ZM213 155H215V156H213ZM239 155H240V157H239ZM258 155H260L261 157H259ZM2 156V157H1ZM10 156H12V154L10 155ZM87 156V157H86ZM88 156H90V157H88ZM160 156V157H159ZM195 156V157H194ZM229 158H227V157ZM245 156H247V157H245ZM249 156L250 157H252V158H249ZM256 156H258V157H256ZM3 157H5V158H3ZM118 157V158H117ZM128 157H130V158H128ZM132 157V158H131ZM143 157V158H142ZM171 157V158H170ZM224 157V158H223ZM1 158H3V159H1ZM88 160H87V159ZM90 158V159H89ZM111 158V159H110ZM122 158H124V162L122 161L123 159ZM139 158H142V159H144V160H148L147 162L146 161H144V160H140ZM153 158H155V159H153ZM160 158V159H159ZM167 158V159H166ZM215 158V159H214ZM230 158H232V159H230ZM249 158V159H248ZM110 159L111 160V162L110 161H108V160ZM118 159H120V160H118ZM128 159V161H126ZM153 159V161H154V164H153V162L152 161H149V160H152ZM188 159V160H187ZM223 159H225L224 161H222ZM228 159V160H227ZM248 159V160H247ZM252 159V160H251ZM91 160V161H90ZM155 160H159V161H157V162H155ZM215 160H216V162H215ZM231 160V161H230ZM253 163H251L250 161ZM94 161V162H93ZM100 161V162H99ZM108 163H107V162ZM119 161V162H118ZM121 161H122V163H121ZM130 161V162H129ZM143 161V162H142ZM237 161V162H236ZM59 162V164L58 165H61V161L59 160L58 161ZM113 162H118V164L119 165H121V166H119L118 164H116V163H114L113 164ZM137 162V163H136ZM138 162H141V164L143 165V166H140L139 165V167H137L138 166ZM145 162V163H144ZM167 162V163H166ZM216 164H215V163ZM220 162H224L223 164L222 163H220ZM25 164H26V162H24ZM24 163H20V164H15V166H14V168L13 169H16V172L18 173L17 174V176L16 177H19V176H21L22 174H23V171H22V169H23V166L21 165V164H23V165H25ZM45 163V162H44ZM89 163H91L90 165L88 164V167H86V165ZM109 163H111L112 164V166L115 168V167H117V169H115V171H113L114 170V168L111 166V164H109ZM121 163V164H120ZM129 163V164H128ZM144 163V164H143ZM157 163V165H155ZM234 163V164H233ZM237 163H238V165H237ZM246 163V164H245ZM46 164V163H45ZM95 164V165H94ZM100 164V165H99ZM122 164H124L125 166H127V167H125L124 165H122ZM146 164V165H145ZM148 164H152L151 166L150 165H148ZM166 164H168V165H166ZM185 166H184V165ZM191 164V165H190ZM218 164V165H217ZM220 164H222L223 165V167H221L222 165H220ZM226 164V165H225ZM231 164V165H230ZM234 166H233V165ZM242 164V166H240V165ZM252 164V165H251ZM18 165H21L19 168H21V169H19L18 168ZM99 165V166H98ZM110 165V166H109ZM119 167H118V166ZM129 165V166H128ZM153 165L155 166V167H153ZM166 165V166H165ZM201 165V166H200ZM203 165V166H202ZM209 166V167H211V166H215V167H217V168H215L214 166L213 167H211V168H214L213 170H211V168H210V171L208 170V168L209 167H207V166ZM211 165V166H210ZM235 165H237V166H235ZM245 165V166H244ZM47 165H45L44 167H46ZM90 166V167H89ZM93 166V167H92ZM96 166V167H95ZM102 166H104V167H102ZM108 166V167H107ZM122 166H124V167H122ZM232 166V167H231ZM16 167V168H15ZM97 168V170L95 169V168ZM110 167H112V168H110ZM189 167V168H188ZM230 167H231V171H229L230 170ZM236 167V168H235ZM240 167V168H239ZM20 170V171H18V169ZM91 168V169H90ZM94 168V169H93ZM119 168H120V170H119ZM127 168L128 169H130V171H128L127 170ZM160 168H161V170H160ZM218 168H220V169H218ZM226 168H228V171H226L227 169ZM82 169V170H81ZM99 169H102V170H99ZM125 170V171H122V172H124L125 174L123 175V173L121 172V170ZM168 169V170H167ZM197 169H199V170H197ZM201 169V170H200ZM222 169V170H221ZM236 169V170H235ZM254 169H255V171H257L256 173H258L259 175L257 176V174L255 173V171H254ZM85 170H87V171H85ZM91 170H93V172H91ZM150 170H151V172H150ZM187 170V171H186ZM189 170H191L192 172H190ZM216 170H218V171H216ZM223 170H225V171H223ZM254 171V173L252 172H249V171ZM97 171V172H96ZM106 173H105V172ZM117 171V172H116ZM127 171V172H126ZM182 171H184V173H182ZM237 173H236V172ZM248 171V172H247ZM15 172V173H16ZM98 172H101L100 174L98 173ZM116 172V173H115ZM132 172V173H131ZM155 172V173H154ZM216 172V173H215ZM220 172V173H219ZM224 172V173H223ZM240 172V173H239ZM11 173H13V174H15L14 173V171H11ZM19 173H22L21 175L19 174ZM76 173V174H77ZM82 174L83 175V173L85 174V175H87L86 177L87 178H85V176L83 175V178L81 177V175L80 174ZM113 173V174H112ZM117 173H118V175H117ZM127 173V174H126ZM130 175H129V174ZM204 173V174H203ZM222 173V174H221ZM248 173H250V174H248ZM95 174V175H94ZM101 174H103V177H109V178H107V180H106V178H103L102 177V175ZM120 174H122V175H120ZM133 174L136 176V177H132L133 176ZM178 174V175H177ZM179 174H181L182 176H179ZM190 174V175H189ZM200 174V175H199ZM207 174V175H206ZM216 174V175H215ZM245 176H244V175ZM247 174V175H246ZM16 175V174H15ZM19 175V176H18ZM91 175V176H90ZM93 175H94V177H93ZM99 175H101V176H99ZM110 175V176H109ZM194 175V176H193ZM196 175V176H195ZM209 175V176H208ZM236 175V176H235ZM239 175H241V176H239ZM253 175V176H252ZM62 176V177H61ZM98 176V177H97ZM125 176H127V178L125 177ZM169 177L170 179H171V181H172V183H171V185H169V186H167L166 187V189L167 188H169L168 190H163V189H165V188H160L159 186H157V185H153V186H151V182H152V180H151V182H150V179L151 178H153L156 182H158L159 180L161 181V179L162 178H164V177ZM184 176V177H183ZM206 176V177H205ZM91 177V178H90ZM186 177V178H185ZM190 177V179H191V181H194V183L193 182H190V180L188 179V178ZM193 177H195L194 179H193ZM208 177H210V178H208ZM246 177V178H245ZM254 177V179H253V181H252V178ZM128 178H129V180L130 179H132V178H137V180L139 179V181H138V184L136 185L137 186V191H131V189L130 188H128V187H130V186H128V184L129 183H127V182H130L129 180H128ZM183 178H185V179H183ZM200 178V179H199ZM220 178V179H219ZM222 178V179H221ZM242 178H244V179H242ZM8 179V178H7ZM80 179V180H81ZM119 179V180H118ZM125 179H126V181H125ZM202 179H205V180H202ZM230 179V180H229ZM242 179V180H241ZM258 179V180H257ZM51 180L53 181V182H55L56 184H58L57 186L59 187V189L61 190V189H63V190H65V189H67V187H65V183H64V181H65V177H64V175H59V174H53V176H52V174H51ZM99 180H101V181H99ZM106 180V184L105 183H103V181H105ZM198 180H199V182L200 183H198ZM204 181V182H202V181ZM210 182H209V181ZM216 180H217V183H215L216 182ZM224 182H223V181ZM232 180V181H231ZM243 180H245V181H243ZM95 182V183H94ZM108 182V183H107ZM115 182V183H114ZM117 182V183H116ZM120 182H122L121 184H120ZM184 182V183H183ZM186 182V183H185ZM189 182H190V184H189ZM196 182V183H195ZM218 182L221 184H218ZM227 182V183H226ZM228 182L230 183V184H228ZM252 182L254 183L253 185H252ZM81 183H84V184H81ZM123 183H125L126 184V186L127 187H125L126 189H124V184ZM202 183H203V185H202ZM224 183H226V184H228V185H224ZM14 184V183H13ZM88 184H90V185H88ZM96 184H99V186H97ZM104 184V185H103ZM141 186H140V185ZM192 184V185H191ZM198 184V185H197ZM218 184V185H217ZM80 185V186H79ZM85 186V188H87V190L89 189V192L90 191H93V192H95V193H93V192H88V191H86L84 188H82V187H84ZM89 186V187H87V186ZM92 185V186H91ZM101 185V186H100ZM117 186V187H114V186ZM139 185V186H138ZM142 185H144V186H142ZM174 185H176V186H174ZM184 185V186H183ZM187 185H189V186H187ZM222 185H223V187H222ZM243 185V186H242ZM251 185V186H250ZM9 186H10V188H9ZM79 186V187H78ZM216 186H218L217 188L218 189H216ZM224 186H226V187H224ZM16 187V183H15V185H12L11 183H10V185L8 184V189H10L11 190V192H12V198L11 199H13V198H15V196L17 197L18 195L20 196V197H22L25 193L28 195V193H29V195L27 196L26 194V196L27 197H31V196H34V195H31L32 194V191H33V186L32 187H30V188H32L31 190H26V189H24V188H20V189H16V190H14V188ZM63 187V188H62ZM95 188V189H93V188ZM123 187V188H122ZM139 187H140V189H139ZM198 187V188H197ZM228 187H229V190H228ZM233 187V188H232ZM239 187V188H238ZM242 187V188H241ZM244 187V188H243ZM12 188H13V190H12ZM78 188V189H77ZM173 188H174V190H173ZM183 188H186V189H183ZM196 188V189H195ZM250 188H252V189H250ZM257 189V191H256V189ZM258 188H259V190H258ZM74 189V190H73ZM93 189V190H92ZM128 189V190H127ZM225 189V190H224ZM243 189V190H242ZM246 189V190H245ZM27 192H26V191ZM101 190H102V192H101ZM128 191V192H123V191ZM172 190L173 191H176V192H180L179 194L177 193V194H175V195H173V200H171V201H169V202H167L166 201V199H164V193H163V191L164 192H172ZM181 190H183V191H181ZM201 190V191H200ZM206 190V191H205ZM220 190V191H219ZM251 190V191H250ZM262 190V191H261ZM29 191V192H28ZM107 191V192H106ZM113 191V192H112ZM187 191H191V193H189V195L187 194V196H186V192ZM215 191V192H214ZM225 192V193H223V192ZM231 192V195L234 197V195H235V199L231 196L230 198H233V202H227V199H223V197L224 198H226L225 196H227V193H229V192ZM233 191V192H232ZM241 191V192H240ZM23 192V193H22ZM67 192V194L69 193L68 192V189L67 190H65V192H64V196L66 195L67 196V194H65ZM82 192V193H81ZM104 192H106V193H104ZM110 192V196L111 197H109V193ZM114 192H116V193H114ZM181 192H182V194H181ZM184 192V193H183ZM201 193V194H199V193ZM203 192V193H202ZM204 192H206V193H204ZM249 192V193H248ZM253 192V193H252ZM88 193V195H86ZM92 193V194H91ZM112 193V194H111ZM118 193V194H117ZM150 193V194H149ZM217 195H216V194ZM221 193V194H220ZM222 193H223V195H222ZM234 193V194H233ZM236 193V194H235ZM238 193V194H237ZM259 193V194H258ZM95 194H97V195H95ZM99 194H102V195H99ZM107 194H108V196H107ZM115 194V195H114ZM117 194V195H116ZM133 195V196H131L130 198H128L129 197V195ZM145 194V195H144ZM180 194H181V196L184 198V200H185V202H184V200H183V198L180 196ZM185 194V195H184ZM202 194H207V195H202ZM209 194V195H208ZM254 194V195H253ZM257 194H258V196H257ZM76 195V194H75ZM89 195H92V197L91 198H89ZM106 195V196H105ZM157 195V196H156ZM214 195V196H213ZM229 195V194H228ZM241 196V198L240 197H238V196ZM249 195H251V196H249ZM256 195V196H255ZM14 196V197H13ZM88 198H87V197ZM97 196H99V197H97ZM116 196H117V198H116ZM124 196V197H123ZM136 196V197H135ZM162 198V199H160V197ZM174 196H177L176 198L174 197ZM188 196H190V197H188ZM204 196V197H203ZM206 196V197H205ZM210 196V197H209ZM217 196V197H216ZM219 196V197H218ZM243 196V197H242ZM255 196V197H254ZM85 197L87 198V199H85ZM105 197V198H104ZM107 197H109V199L107 198ZM185 197H186V199H185ZM229 197V196H228ZM32 198V197H31ZM37 198V199H36ZM40 197H39V195H37L36 197H35V200L36 201H34V202H37V204H35L34 202H33V204L34 205H40L41 203H43V201L42 200H44V198L43 197H41L40 199H39ZM100 198V199H99ZM103 198H104V200H103ZM152 198V199H151ZM155 198H156V200H155ZM174 198L176 199L175 201H174ZM191 198V200H189ZM217 198V199H216ZM218 198L220 199L219 201H218ZM258 198V199H257ZM263 198V199H262ZM117 199V200H116ZM150 199V200H149ZM178 199H179V202H178ZM237 199V200H236ZM257 199V200H256ZM262 200V201H260V200ZM40 200V201H39ZM82 200V201H81ZM134 202H132V201ZM148 200V201H147ZM208 200V201H207ZM212 200V201H211ZM223 200V201H222ZM236 200V201H235ZM101 201H107V205H108V207L106 208L108 211H110V212H108V211H105L103 214H102V212L101 213H99V208H100V206L98 207V209L96 208H94L93 210L91 209V208H93L95 205V207H97L98 206V203L97 202H99L100 204H101ZM147 201V202H146ZM159 201V202H158ZM162 203H161V202ZM164 201H166V203H164ZM172 201H174V202H172ZM181 201H183V203L181 202ZM188 201H190V202H188ZM220 201H222L221 203H220ZM241 203H240V202ZM250 201V202H249ZM260 201V202H259ZM15 202V201H14ZM41 202V203H40ZM131 202V203H130ZM146 202V203H145ZM153 202V203H152ZM170 202H172V203H170ZM208 202V203H207ZM216 202H218L217 204H216ZM225 202H227V203H225ZM238 203V205H240V210H242L243 212H244V216H245V221L247 222L248 221V223L247 224H236L235 225V228H232L231 227V224H232V222L230 221L231 219H232V217L234 216V215H231L229 218H227V219H229V220H226V222L229 224H227V223H224L223 221V223H220L221 222V219H223L222 217H226V214H227V212H228V210L229 209H231V206H233L232 204H234L235 203V205ZM251 203V205L249 204V203ZM121 203V204H120ZM144 203H145V205H144ZM151 203V204H150ZM159 203H161V204H159ZM169 203V204H168ZM178 203V204H177ZM240 203V204H239ZM262 203V204H261ZM88 204V205H87ZM95 204V205H94ZM99 204V205H100ZM118 204H120V205H122V206H120V205H118ZM172 204V205H171ZM191 204V205H190ZM220 204V205H219ZM225 204H227V205H225ZM229 204H231V205H229ZM117 205L118 206H120L119 208L117 207ZM153 205H154V207H153ZM160 205V206H159ZM186 205V206H185ZM206 205V206H205ZM211 205H212V207L214 206V208H212L213 209V211L215 212V213H213V211H212V213L211 214H213L212 216H209V214H210V212H211ZM234 205V206H235ZM241 205L243 206V207H241ZM248 205V206H247ZM259 205H261V206H259ZM89 206H91V208L90 209H88V207ZM189 206V207H188ZM233 206V207H234ZM257 206H258V208H257ZM87 207V208H86ZM115 207H117V208H115ZM142 207V208H141ZM160 207V208H159ZM173 207H175V208H173ZM228 209H227V208ZM262 207V208H261ZM79 208V209H80ZM121 208V209H120ZM172 208V209H171ZM179 208V209H178ZM224 208H226V209H224ZM249 208H251V209H249ZM254 208H256V209H254ZM54 211L56 212V214L57 213H59L58 214V217L60 216V214H62V213H64L65 211H67V212H69L67 209L66 210H62L60 207H59V205H56V206H54ZM76 209H74L75 211H76ZM114 209H116V210H114ZM147 210V213L145 212V210ZM155 209H156V211H155ZM221 209V214H219L218 215V213H220V212H218L219 210ZM73 209L71 210V211H74ZM174 210V211H173ZM184 210H186L185 212H184ZM209 210V211H208ZM217 211V213H216V211ZM227 211V212H225V211ZM249 210V211H248ZM141 211H143L142 213H145V214H142L141 215ZM150 211V212H149ZM153 211V212H152ZM159 211V212H158ZM162 211V212H161ZM179 211V212H178ZM238 211H239V209H238ZM247 211V212H246ZM250 211H251V213H250ZM255 213H254V212ZM262 212V213H260V212ZM187 212V213H186ZM208 214H207V213ZM225 213L224 215H222L223 213ZM256 212H257V214H256ZM172 213V214H171ZM258 213H260V215H263L261 218L260 217H257V216H260ZM47 214H50L49 213V211H47V213H46V215ZM93 214V215H92ZM159 214H161L162 216H159ZM169 214H171V215H169ZM210 214V215H211ZM92 215V216H91ZM166 215H168L167 217L168 218H170L171 216V218L170 219H167L166 218ZM220 215H222V216H220ZM134 216V217H133ZM217 216V217H216ZM218 216H220V217H218ZM85 217H87L86 219H85ZM98 217H100V218H98ZM129 217V218H130ZM137 217V218H138ZM209 217H211V219L209 218ZM252 217V218H251ZM256 217V218H255ZM59 218H61V217H59ZM98 218V219H97ZM134 218V219H133ZM217 220H216V219ZM49 219V220H48ZM161 219H164V221L162 222L161 221ZM213 219H215L214 221H213ZM218 219H220V220H218ZM247 219V220H246ZM253 219V220H252ZM44 222H54V221H57V224L54 222L53 223V233L52 234H54L56 237L57 236H59V233H60V229H61V222H62V220L60 221V219H56V220H52L51 218H50V216H44ZM52 220V221H51ZM86 220V221H85ZM141 220L143 221V222H141ZM160 220V221H159ZM167 220V221H166ZM210 220H212L213 221V223L210 221ZM258 220V221H257ZM58 221H59V223H58ZM141 223H140V222ZM217 221V222H216ZM254 221V222H253ZM263 221V222H262ZM46 222V223H47ZM114 222V221H113ZM114 222V223H115ZM152 222H153V224H152ZM158 222V224H156ZM175 222V223H174ZM215 222L217 223V226H216V224H215ZM245 222V223H246ZM250 222V223H249ZM111 223V222H110ZM113 223V224H114ZM169 223V224H168ZM204 223H206L205 225H204ZM252 223L254 224V223H257V225L256 224H254V225H252ZM95 224V223H94ZM97 224V223H96ZM143 224V225H142ZM151 224V225H150ZM175 224V225H174ZM203 224V225H202ZM220 224H221V226H222V229H220L218 232H215V230L216 229H218L219 227H221L220 226ZM223 224H227V225H223ZM145 225V226H144ZM146 225H150L149 226V228L146 226ZM158 225V226H157ZM208 225V226H207ZM212 225V226H211ZM238 225H240V226H238ZM252 227V229H251V227ZM199 226H201V227H199ZM205 226V227H204ZM236 226H238L239 228H237ZM242 226H244L243 228H242ZM256 226H258V227H256ZM263 226V227H262ZM6 227H10V226H6ZM209 227V228H208ZM210 227H212V228H210ZM213 227H218V228H216V229H214ZM227 227V228H226ZM247 227V228H246ZM253 227H254V230H256V228H257V230L256 231H254L253 230ZM260 227V228H259ZM169 228V229H170ZM261 230L262 228V230L260 231L259 229ZM57 229V230H56ZM241 230V234L239 233L240 231L239 230ZM56 230V231H55ZM185 228L183 229L182 228V230H180V228H178V231L176 230V232L177 233H179L180 234V232H181V236H184V235H186L187 234V230H185ZM212 230H214V232H212ZM226 230V231H225ZM248 230V231H247ZM252 230V234L250 233V235H249V232ZM7 233H9L8 235L6 234V232ZM12 231V233H13V231H15V229L13 230L12 228H8V230H7V228H6V230H3L2 232H1V234H0V244H2V243H6V244H10V245H8L9 247H7L6 246V244H4L3 246L2 245H0V259H1V261H0V263L1 262H3L2 260L3 259H5V261H4V263L5 264H9L8 262L6 263V260L8 259V258H12V257H15V255H17L16 254V252H15V250H13V248H11L12 246H11V242H10V238L12 237V235H10V234H12V233H10ZM171 231V230H170ZM208 231H206V235H208L209 233H208ZM230 231V232H229ZM233 233H232V232ZM239 231V232H238ZM245 231V232H244ZM4 232V233H3ZM152 232H154V233H152ZM223 232V233H222ZM245 234H244V233ZM248 232V233H247ZM254 232V233H253ZM256 232V233H255ZM259 232H261V233H259ZM216 233L218 234V235H216ZM228 233V234H227ZM230 233V234H229ZM235 233H237V234H235ZM238 233H239V236L241 235L242 236V234H243V237H239L238 236ZM258 233V234H257ZM14 235L16 234V231H15V233H13ZM222 234V235H221ZM5 235H7V236H5ZM149 235V238L151 237ZM156 235V234H155ZM204 235H205V233H204ZM204 235H201V236H204ZM220 235V236H219ZM229 235H231V236H229ZM246 235V237H244ZM254 235V236H253ZM2 236V237H1ZM11 236V237H10ZM54 236V237H55ZM152 236V237H153ZM215 236H216V238H215ZM251 236H253V237H251ZM3 237H7V238H4V239H1V238H3ZM55 237V239H52V241L53 242H55L56 241V239L58 238H56ZM238 237H239V239H238ZM26 238V237H25ZM31 238L32 237H27L25 240H24V244H26L28 241H30V242H28V245L26 244V245H24V244H22L21 246L24 248V249H26L27 247H29V246H31L32 245V247L33 248H35V249H37L36 251H38L37 253L38 254H41V251H42V248L41 247H43V246H40V248L38 247L39 246V243H37V242H35L34 240L32 241L31 240ZM53 238V237H52ZM242 238V239H241ZM248 238H249V240H248ZM254 238V239H253ZM256 238H257V240H256ZM6 239V240H5ZM152 239V238H151ZM235 239V240H234ZM236 239H238V242L236 241ZM243 239H245V241L243 240ZM214 240V241H213ZM215 240H216V242H215ZM239 240H240V242H239ZM2 241V242H1ZM32 241V242H31ZM154 241V240H153ZM225 241V242H224ZM244 241V242H243ZM8 242V243H7ZM188 242V243H187ZM187 242H186V244H187V250H189V251H187V252H189V254H191L192 252H193V250H194V248H196V245H193V240L190 238V239H188L187 240ZM220 243V244H218V243ZM222 242V243H221ZM249 242V243H248ZM252 242V244H253V246H251L250 245V243ZM149 243H151V241L149 242ZM189 243H190V247L188 246L189 245ZM223 243H225V244H223ZM259 243V244H258ZM31 244V245H30ZM147 244V243H146ZM195 244V243H194ZM237 244L239 245V246H237ZM242 244V245H241ZM247 244V245H246ZM24 245V246H23ZM35 245H38V246H36V247H34ZM49 245H52V244H49ZM48 245V246H49ZM195 246L194 248H191V247H193V246ZM259 245V246H258ZM4 246H6V248L4 249L3 247ZM222 246H224L225 247V249H223V247ZM227 246H228V248H227ZM250 246V247H249ZM52 247V249H53V247H54V244L51 246ZM232 247H234V248H232ZM248 247H249V249H248ZM50 248V247H49ZM191 248V249H190ZM227 248V249H226ZM3 249V250H2ZM148 249H150V247L148 246V248H147V250H146V248H145V250L146 251H144V250H142L143 251V253H145L144 255H142V256H140L141 258L143 257L144 259L145 258H149V253L151 254L152 252H150L151 250H149L148 251ZM220 249H223V250H225V251H220ZM6 250V251H5ZM9 250H11V251H9ZM79 250H80V253H79ZM191 250V251H190ZM250 251V253L251 254H249V251ZM255 250H257V251H255ZM4 251V252H3ZM236 251H238V252H236ZM255 251V252H254ZM227 252H229V254L227 253ZM240 252V253H239ZM242 252L244 253V254H242ZM252 252L253 253H255V254H252ZM259 252L260 253H262V254H259ZM2 253V254H1ZM78 253V254H77ZM196 249L194 250V254L196 255ZM222 253V254H221ZM224 253V254H223ZM230 253H234V257H233V254H230ZM239 253V254H238ZM258 253V254H257ZM54 254V257H52V264H69L68 263V261H66V260H62V262L60 261V260H58V258H56V256H55V253H53ZM52 254V255H53ZM82 254V251H81V249L80 248H78L75 252H73V254L71 255V257H78V256H80ZM194 254H192L191 256L193 257V259H195L196 260V258H194ZM249 254V255H248ZM9 255V256H8ZM11 255H13L12 257H11ZM194 255V256H193ZM229 255V256H228ZM238 255H242V259H241V256L239 257V258H235V257H238ZM246 255H248V256H246ZM251 255H253L252 257H255V259L254 258H252L251 257ZM255 255H257V257L255 256ZM103 256V257H102ZM102 256H96L95 258H93V260H92V264H110V263H116V262H118V260H121L118 256H115L114 258H112V259H110V257H108V256H104V255H102ZM133 257L132 256V254H130L129 255V258H126V259H128V260H130V261H128V260H126L125 261V264L126 263H128V264H131V262L132 261H134V259L133 258H131V257ZM233 258V259H231V257ZM8 257V258H7ZM128 257V256H127ZM259 257V258H258ZM261 257H263V258H261ZM24 257L23 256H21V257H19V259L20 260H22ZM26 258V257H25ZM31 258V257H30ZM222 258V259H221ZM230 259V261H229V259ZM257 258V259H256ZM29 259V258H28ZM253 259H254V261H253ZM27 260V259H26ZM26 260L24 259V263L26 264ZM112 260V261H111ZM132 260V261H131ZM235 260V261H234ZM256 260H258V261H256ZM220 261V262H219ZM242 261V262H243ZM244 262L245 264L247 263L248 264V262ZM98 262V263H97ZM130 262V263H129ZM224 262L222 263V264H224ZM258 262V263H257ZM3 263V264H4ZM113 263V264H114ZM239 264H243V263H239Z\"/></svg>","mask_w":264,"mask_h":264},{"label":"bare ground","instance_id":"bare-ground-1","mask_svg":"<svg viewBox=\"0 0 264 264\" xmlns=\"http://www.w3.org/2000/svg\"><path fill=\"white\" fill-rule=\"evenodd\" d=\"M78 1V0H77ZM84 1V0H83ZM87 1V0H86ZM92 1V0H91ZM90 0H89V2H91ZM94 1V0H93ZM92 1V2H93ZM110 1V0H109ZM113 1H115V0H113ZM119 1V0H118ZM122 1V0H121ZM129 1V3H130V5H131V2L133 1V0H128ZM127 1V2H128ZM131 1V2H130ZM137 1V0H136ZM154 2H155V0H153ZM169 1H171V0H165V2H169ZM192 1H194V0H192ZM198 1H200V0H198ZM205 1V0H204ZM203 1V2H204ZM207 1H209V0H206V2L205 3H207ZM221 1L223 2V0H218V3L220 2L221 3ZM229 1V0H228ZM244 1V0H243ZM56 2L57 1H54V0H0V53H2L3 52V50H4V45L5 44H8V42H9V40L11 41V39L13 40V38H12V36L11 35H9L7 38H6V35H4V33H7V29H6V25H5V15L6 14H11V15H13L14 17H17V18H19V19H23V9L20 7V6H31L30 7V11H31V13H32V16L30 17V20L29 21H26L25 23H29V24H32V26L33 27H35V29L37 30V31H39L40 30V28H41V25H42V23H44V22H47V23H50L51 25H55V22H57V20H56V18H57V16L56 15H54V13L55 12H51V10H52V4L53 3H55V5H56ZM60 2H62V0L60 1ZM91 2V3H92ZM95 2V1H94ZM97 2H100V0L99 1H97ZM108 1H106V3L104 4V6L106 5V4H108L107 3ZM135 2V1H134ZM143 2V1H142ZM141 2V3H142ZM152 2V1H151ZM161 2H164V1H161ZM164 2V3H165ZM175 2H176V0H175ZM174 2V3H175ZM213 2H214V0H213ZM216 2H217V0H216ZM224 2H226V1H224ZM223 2V3H224ZM235 2H237V1H235ZM59 3V1L57 2V4ZM62 3H64V2H62ZM83 4H85V3H87L88 4V2H82ZM109 3H113L112 2V0H111V2H109ZM119 3H121V2H119ZM133 3V2H132ZM170 3V2H169ZM196 3V2H195ZM241 3V2H240ZM249 4H251V2H248ZM90 4V3H89ZM89 4H88V7H89ZM101 5H102V3H100ZM116 5H117V3H115ZM158 4H160V3H158ZM192 4H194V3H192ZM215 4V3H214ZM232 4V3H231ZM245 4H246V2H245ZM248 4V5H249ZM257 4H259V3H257ZM262 4V3H261ZM5 5H9V6H15V7H9V8H7V9H5ZM64 5V4H63ZM75 5V4H74ZM73 5V6H74ZM93 5V4H92ZM92 5L90 4V7H92ZM95 5V4H94ZM93 5V6H94ZM98 4H96L95 6H97ZM108 5H110V4H108ZM112 5H114V3L112 4ZM122 5V4H121ZM127 4H125L124 5V7L126 6ZM151 5V4H150ZM156 5V4H155ZM155 5L152 7V9L154 8H156L155 7ZM168 5V4H167ZM172 5H174V4H172ZM208 4H206V6H207ZM219 5V4H218ZM224 5H228V4H225L224 3ZM233 5V4H232ZM231 5V6H232ZM46 6V7H45ZM59 6L60 5H58L57 7L59 8ZM71 6V5H70ZM111 6V5H110ZM123 6V5H122ZM138 3L136 2V4H135V8H137V10H138ZM62 7V6H61ZM85 7H87L86 5H85ZM107 7H109V6H107ZM112 7V6H111ZM113 7H115V5L113 6ZM119 7H121V6H119ZM151 7V6H150ZM202 7H204V6H202ZM201 7V9H197V10H195L196 12H194V11H191V12H193V13H195L194 15H195V18H196V16H197V14L198 13H201L203 10L202 9H204V8H202ZM225 7V6H224ZM230 7V6H229ZM248 7V6H247ZM249 7H252V6H249ZM63 8V7H62ZM68 8H71V7H68ZM95 8V7H94ZM102 8L103 7H101L100 8V10L102 11ZM105 8V7H104ZM104 8H103V10H104ZM126 8V7H125ZM131 8H132V6H131ZM159 8V7H158ZM169 8H170V6H169ZM197 8V7H196ZM66 9H67V7H66ZM106 9V8H105ZM109 9H111L110 7H109ZM144 9V8H143ZM149 8H147V10H148ZM151 9V8H150ZM152 9L150 10L151 12H152ZM153 9V10H154ZM160 10H161V8H159ZM166 7L165 8H163V10L164 11H166V10H168V9H166ZM185 9V8H184ZM184 9H182V11L184 10ZM194 9H195V7H194ZM193 9V10H194ZM209 9V8H208ZM210 9H212L211 8V5H210ZM251 9V8H250ZM253 9H256L255 7L253 8ZM252 9V10H253ZM67 10H69V11H71L70 9H67ZM72 10H74V9H72ZM132 10V9H131ZM139 10H141L140 8H139ZM177 10V9H176ZM176 10L174 11V9H173V11L176 13ZM181 10V9H180ZM198 10L200 11V10H202L201 12H198ZM251 10V11H252ZM85 11H86V9H85ZM99 11V10H98ZM97 11V13H96V15H98L99 16V18H100V15H101V13L100 14H98L99 12ZM106 11V10H105ZM143 11H145V10H143ZM142 11V12H143ZM155 11H156V9H155ZM169 11H171L170 9H169ZM169 11H167V12H169ZM173 11H172V13H173ZM179 11V10H178ZM177 11V12H178ZM181 11V12H182ZM185 11H189V9L187 10V8L185 9ZM190 11L188 12V13H190ZM204 11H206L207 12V9L206 10H204ZM261 11H264V4L263 5H261V6H259L257 9H256V11H254V13H253V15L252 16H249V18H245V20L244 19H241V18H238L239 16V13H236V14H238L237 15V21L239 22H241L242 20V22H241V24H240V22H239V24H240V27H241V32H239L238 30H236L238 27H236L237 25H235L236 24V22L237 21H233V20H236V18L235 19H233V15L235 14H233L231 17H232V19L233 20H229V19H227L228 21H230V22H235V26L233 27V28H235L236 27V31H238L237 33L233 30V32H235V33H232V35L234 36V34H235V39L237 38L238 39V44L240 45V49H242L243 48V51L246 53V56L243 54V52H242V54L241 55H243V56H245V59L247 58V56L248 57H253V56H255V55H250V54H259V55H261L260 57H263V59H264V52H262L261 51V48H260V45H259V36H258V31H259V29L256 27V25L259 23V17H260V13H261ZM66 12V11H65ZM72 12V11H71ZM76 12V11H75ZM75 12H72L73 14L75 13ZM81 12V11H80ZM104 12V11H103ZM112 12H114V10H112ZM135 12H136V10H135ZM134 12V13H135ZM140 12V11H139ZM139 12L138 13H136V14H138L139 15ZM148 12V11H147ZM146 12V13H147ZM157 12H159V11H157ZM163 12V11H162ZM180 12V13H181ZM198 12V13H197ZM209 12V11H208ZM214 12H216V11H214ZM221 12V11H220ZM224 12H225V10H224ZM236 12V11H235ZM71 13V14H72ZM79 13V12H78ZM77 13V14H78ZM82 13V12H81ZM93 13V12H92ZM92 13H90V14H92ZM106 13V12H105ZM132 13V12H131ZM133 13V14H134ZM146 13H143L144 14V17H145V14ZM163 13H165V12H163ZM161 14V15H163L164 16V14ZM174 13V17H175V14ZM177 14L178 16H180V18H181V14ZM184 13H186V12H184ZM233 13V12H232ZM60 14H62V12H60ZM66 14H67V12H66ZM66 14H63V15H66ZM68 14H70L69 12H68ZM67 14V15H68ZM76 14V13H75ZM74 14V15H75ZM86 15L88 14V13H85ZM85 14H83L84 16H86ZM110 14V13H109ZM123 14H124V12H123ZM132 14V15H133ZM148 14L150 15V14H152L153 15V12L152 13H147L146 15H147V17H148ZM155 14V13H154ZM168 14V13H167ZM169 14H170V12H169ZM187 14V13H186ZM192 14V13H191ZM204 15L203 16H205V12L203 13ZM62 15V17H64V18H66V16H63ZM73 15V16H74ZM89 15V14H88ZM92 15H94V14H92ZM96 15H94V16H96ZM107 15V14H106ZM106 15H104L105 17H106V20H107V16ZM132 15H130V16H132ZM135 15V14H134ZM133 15V16H134ZM158 15H160V14H158ZM158 15H156V18H159V17H157ZM160 15V16H161ZM172 15V14H171ZM170 15V16H171ZM194 15H192V16H194ZM202 15V14H201ZM209 16H210V18H211V15L212 14H208ZM218 15V14H217ZM229 15V14H228ZM69 16V15H68ZM76 16V15H75ZM82 16V15H81ZM80 15L79 16H77V18L79 17H81ZM84 16H82L81 18V20L83 21V17ZM89 16H91V15H89ZM89 16L87 17V18H89ZM103 16V15H102ZM101 16V17H102ZM103 16V17H104ZM130 16H128V17H130ZM155 16V15H154ZM153 16V17H154ZM163 16H161V17H163ZM166 16V15H165ZM169 16V15H168ZM173 16V15H172ZM177 16V18H179ZM191 16V17H192ZM198 16H199V14H198ZM203 16H201V20H202V17ZM214 16V15H213ZM234 16H236V15H234ZM60 17V16H59ZM103 17L101 18L102 20H103ZM104 17V18H105ZM135 17H137L136 15H135ZM186 17H187V15L185 16V17H183L182 16V18H185L186 19ZM215 17V16H214ZM216 17H218V16H216ZM69 18H71V17H69ZM73 18V20H75V18L74 17H72ZM76 18V19H77ZM78 18V19H79ZM86 18V17H85ZM86 18V20H88V21H90L89 19H87ZM92 18V17H91ZM95 18H98V17H95ZM95 18L93 17V19L95 20ZM109 18V17H108ZM155 18V19H156ZM170 18V17H169ZM171 18H173V17H171ZM195 18H191V20L192 19H194L195 20ZM199 17H197V19H198ZM219 18V17H218ZM217 18V20H218V24H219V22L221 21V20H219ZM225 18V17H224ZM228 18H230V17H228ZM58 19V18H57ZM60 19V18H59ZM63 19V18H62ZM77 19V20H78ZM130 19V18H129ZM133 19V18H132ZM132 19H130V20H132ZM165 18H163V20H161V18H160V20L161 21H163V22H159V24L160 23H162V25H160V26H162V28H160V30L161 29H163V27H164V29H165V31L167 32V33H162L163 34V37L164 38H170V39H172V37H173V35L176 33V31H175V33H174V31H173V33H170L169 32V30H168V26H170V23L168 24L167 22V20H164ZM175 19L176 18H174L173 20L175 21ZM213 19V18H212ZM220 19H222V16H221V18ZM66 20H70V19H68V18H66ZM96 20H98V19H96ZM95 20V21H96ZM102 20H100L99 19V21H102ZM128 20V19H127ZM126 20V21H127ZM136 20V19H135ZM134 20V21H135ZM177 20H180V19H176V22H174V21H172L171 23L173 24V22L174 23H178L177 22ZM192 20L193 22H198L199 20ZM210 20V19H209ZM214 20H216V19H214ZM62 21V20H61ZM79 21H80V19H79ZM81 21V22H82ZM108 21H109V19H108ZM122 20H120L119 22H120V24L121 23H124V24H122L120 27H123V25L125 26V27H127V25H125L126 23L124 22V21H122ZM154 21V20H153ZM171 21V20H170ZM208 21V19L206 18V22ZM32 22H34V23H32ZM72 22V21H71ZM74 22V21H73ZM75 22H76V20H75ZM93 22V21H92ZM97 22V21H96ZM110 22V21H109ZM114 22V21H113ZM119 22H117V23H119ZM129 23H130V21H128ZM184 22V21H183ZM192 22V23H193ZM213 23V22H211V21H208L207 23ZM221 22H225L224 20H222ZM237 22V23H238ZM58 23H59V21H58ZM70 23V22H69ZM69 23L67 24V25H69ZM87 23V22H86ZM90 23V22H89ZM106 23V22H105ZM104 23V24H105ZM152 23V22H151ZM157 23V22H156ZM155 23V24H156ZM180 23V22H179ZM188 23V22H187ZM194 23V24H195ZM225 23H227L228 24V22H225ZM88 24V23H87ZM86 24V25H87ZM107 25V27H108V25L109 24H112V22L111 23H106ZM135 24V23H134ZM137 24V23H136ZM158 24V23H157ZM181 24V23H180ZM186 24V23H185ZM184 24V26L183 27H185L186 25ZM213 24H216V23H213ZM238 24V25H239ZM65 25H66V23H65ZM74 25H76L75 23H74ZM73 25V26H74ZM80 25V24H79ZM79 25H78V23H77V27L79 28ZM115 26L117 25V24H114ZM139 25V24H138ZM137 25V26H138ZM152 25H154V24H152ZM165 25V26H164ZM166 25H167V27H166ZM188 25V24H187ZM200 24H198V26H199ZM217 25V24H216ZM221 25H223L224 26V28H223V30H225V25L226 24H224V23H221ZM231 25V24H230ZM70 26V25H69ZM71 26H72V24H71ZM84 26V25H83ZM131 27H132V25H130ZM133 26H135V25H133ZM157 26V25H156ZM156 26H151V29L150 30H147V31H145V32H147V33H143V34H141V32H140V34L141 35H143L144 36V34H148L149 33V31H150V34L153 36V34L151 33V30H152V28L154 27V29H155V27ZM173 26H175V24L173 25ZM172 26V27H173ZM190 26H191V24H190ZM193 26V25H192ZM195 26H197V25H195ZM204 26V25H203ZM208 27H210L209 25H207ZM232 26H233V24H232ZM232 26H231V28H232ZM17 27H19V26H17ZM75 28V26L74 27H72V29H71V31L73 30V28H74V30L75 29H77V32H79V30H78V28ZM81 27V26H80ZM112 27H113V24H112ZM119 27V26H118ZM117 27V28H118ZM166 27V28H165ZM182 27V28H183ZM189 27V26H188ZM206 27V26H205ZM204 27V28H205ZM213 27V26H212ZM215 27V26H214ZM212 28V29H210L211 31L213 30V29H215V28ZM218 27V26H217ZM216 27V28H217ZM239 27V28H240ZM65 28H67L66 26H65ZM70 28V27H69ZM68 28V29H69ZM135 28H136V26H135ZM157 28H158V26H157ZM174 28V27H173ZM201 28H203V27H201ZM203 28V29H204ZM50 29V28H49ZM49 29H48V31H49ZM131 29V28H130ZM153 29V30H154ZM163 29V30H164ZM175 29V28H174ZM191 29V28H190ZM218 29V28H217ZM229 29V28H228ZM131 30H133V29H131ZM130 30V31H131ZM138 30V29H137ZM136 30V31H137ZM156 30V29H155ZM178 30V33H176L177 35H178V37L180 38V37H182L181 35H179V34H182L183 32H181V30H179V29H177ZM205 30L206 29H204L203 30V34L202 35H204V32H205ZM223 30H221V31H223ZM231 30V29H230ZM106 30H104L103 31V37H104V32H105ZM116 30H114V32H115ZM117 31L119 32L120 30L119 29H117ZM123 31H125V30H123ZM123 31H121L122 32V34H123ZM127 31H129V30H127ZM139 31V30H138ZM185 31V30H184ZM188 31V30H187ZM195 31V30H194ZM213 31H215V30H213ZM213 31L212 32H209V33H213ZM232 31V30H231ZM74 32V31H73ZM75 32H76V30H75ZM74 32V33H75ZM76 32V33H77ZM113 32V33H114ZM155 33L157 32V31H154ZM160 32H162V31H160ZM160 32H157V33H160ZM164 32V31H163ZM180 32V33H179ZM198 31L196 30V33H197ZM223 32H225V31H223ZM75 33V34H76ZM89 33V32H88ZM101 33V32H100ZM99 33V35L98 36H101L102 34H100ZM110 33H112L111 31H110ZM112 33V34H113ZM134 33H136V32H134ZM139 33V32H138ZM154 33V34H155ZM156 33V34H157ZM185 33V32H184ZM183 33V34H184ZM192 33V32H191ZM215 33H216V31H215ZM71 34H72V32H71ZM70 34V35H71ZM75 34H73L72 36H76ZM80 35H81V37H78V33H77V36L75 37L76 39H78V38H82V33H79ZM111 34V35H112ZM115 34V36L117 35V33H114ZM114 34L112 35L114 38H116L115 36H114ZM119 34H121V33H119ZM121 34V35H122ZM132 34V31L130 32V35ZM187 34V33H186ZM188 34H190V33H188ZM199 34V33H198ZM201 34V33H200ZM214 34V33H213ZM213 34H212V36H213ZM220 34V33H219ZM8 35V34H7ZM79 35V36H80ZM88 34H86V36H87ZM109 35V34H108ZM107 35V36H108ZM111 35H109L110 37H112ZM119 35L120 37L118 38H116L117 40H118V42H120V41H122V42H126V44L125 43H118V44H120V45H118L119 47L117 48L118 49V51H119V56H120V59H123V58H126V56H127V58H130V59H128V61H129V66L130 67H133L134 66V64L136 65V63H133V61L132 60H136V58L133 56V57H131V56H128L127 55V53L125 52V50H124V48H125V45H127V43L129 42V35L127 34L126 36L124 35ZM185 35V34H184ZM231 35V36H232ZM237 35V36H236ZM48 36H50V34H48ZM95 35H89V37L90 38H92V39H94L93 37H94ZM105 36H106V34H105ZM106 36V37H107ZM108 36V37H109ZM137 36H138V34H137ZM143 36H142V38H143ZM151 36V37H152ZM157 36H162L161 34L160 35H156L155 37H157ZM186 36V35H185ZM189 36V35H188ZM187 36V37H188ZM214 36H216V35H214ZM213 36V37H214ZM219 36V35H218ZM218 36H216V39L215 40H217V38H220V37H218ZM231 36H225L224 35V37L225 38H230ZM70 37V36H69ZM69 37H67V38H69ZM78 37V38H77ZM83 37H85L84 36V34H83ZM88 37V36H87ZM89 37H88V40H90L89 39ZM96 38H98L97 36H95ZM132 37H133V35H132ZM139 37V36H138ZM154 37V36H153ZM162 37V38H163ZM192 37V36H191ZM195 37H197V36H195ZM199 37V36H198ZM206 37H207V35H206ZM205 37V38H206ZM212 37V38H213ZM222 37H223V35H222ZM221 37V38H222ZM148 38H149V36H148ZM158 38V37H157ZM162 38H159V40L161 39L162 40ZM176 37H174V39H175ZM179 38H177V40L179 39ZM182 38H184V37H182ZM189 39H190V36L188 37ZM211 38V37H210ZM209 38V39H210ZM211 38V39H212ZM225 38H224V40H225ZM70 39V41H72L71 40V37L69 38ZM108 39V38H107ZM111 39H113V38H111ZM147 39V38H146ZM145 39V40H146ZM156 39V38H155ZM185 39V38H184ZM183 39V40H184ZM206 39H208V38H206ZM223 39V38H222ZM231 39V38H230ZM73 40H74V37H73ZM109 40V39H108ZM132 40V39H131ZM176 40V39H175ZM183 40H181V41H183ZM188 40V39H187ZM187 40H185L186 42H187ZM200 40H202V37H201V39ZM213 40V39H212ZM227 40V39H226ZM158 41V40H157ZM178 41H180V39L178 40ZM178 41H174L175 43H177ZM180 41V42H181ZM196 41H197V38H196ZM219 41V40H218ZM230 41V40H229ZM233 41V40H232ZM12 42H14V40L13 41H11V44H13ZM16 42V41H15ZM173 42V41H172ZM186 42H184V43H186ZM188 42H189V40H188ZM187 42V43H188ZM199 43L197 44V46L199 45L200 46V41H198ZM222 42H223V40H222ZM224 42H226V41H224ZM228 42V41H227ZM133 44H136V43H134V41L132 42ZM132 43H130L129 42V44H132ZM170 43V42H169ZM169 43H168V45H169ZM179 43V42H178ZM182 43V42H181ZM181 43H179V44H181ZM207 43V42H206ZM211 43V42H210ZM213 43V42H212ZM230 43V42H229ZM10 44V45H11ZM123 44H125V45H123ZM128 44V45H129ZM146 44L147 43H145V46H146ZM158 44V43H157ZM214 44V43H213ZM219 43H217V45H218ZM220 44H221V41H220ZM224 44V43H223ZM9 45V44H8ZM84 45H86V44H84ZM137 45H138V43H137ZM137 45H135V46H137ZM148 45V44H147ZM166 45H167V42H166ZM171 45V44H170ZM176 45V44H175ZM182 45V44H181ZM184 45V44H183ZM183 45H182V47H183ZM188 45V44H187ZM190 46H192V44H189ZM207 45H208V43H207ZM230 45L231 44H229V47H227V48H229V49H231L232 47L234 48L235 46H232V47H230ZM235 45V44H234ZM101 46V45H100ZM99 46V47H100ZM107 46H109V45H107ZM106 46V47H107ZM132 46L133 45H131L130 47L132 48ZM180 46V45H179ZM204 46H205V44H204ZM210 47L211 46H213V47H216V46H214V45H209ZM224 46V45H223ZM222 46V47H223ZM225 46H226V44H225ZM224 46V47H225ZM228 46V45H227ZM99 47H98V49H95V50H93L94 51V53H95V51H97V50H100L99 49ZM105 47V46H104ZM111 47H112V45H111ZM115 47H117V46H114V48ZM127 47V46H126ZM134 47V46H133ZM137 47H139V46H137ZM144 47V46H143ZM142 47V48H143ZM149 47H151V46H149ZM194 47V49L192 50V52H185L186 54H185V56H187V55H189V56H191L192 55V57H188L189 58V60L187 59V57H185V56H183L185 59H187L188 60V62L190 61L191 63H194L195 61H196V59H198V56H200V55H198V54H200L202 51H203V49H202V47H200V48H196V46L194 45L193 46ZM209 47V51L207 50V53L208 52H210V51H212V49ZM221 47V48H222ZM113 48V49H114ZM129 48V47H128ZM141 48V47H140ZM174 48H175V46H174ZM188 48H189V46H188ZM219 48V47H218ZM227 48H226V51H227ZM236 48L238 49L239 47L237 46V44H236ZM87 49V48H86ZM89 49H90V47H89ZM103 49V48H102ZM117 49H116V51H117ZM133 49V51H135V49H136V47H134V48H132ZM131 49V50H132ZM147 49V48H146ZM171 49V48H170ZM178 49V48H177ZM184 49V48H183ZM206 49H208L207 47H206ZM214 49V48H213ZM228 49V50H229ZM236 49V50H237ZM85 50V49H84ZM108 50H110V49H108ZM145 50V49H144ZM156 50V49H155ZM163 50H165V49H163ZM204 50H205V48H204ZM233 50V49H232ZM239 50V49H238ZM89 51H91L92 53H93V51H92V49L91 50H89ZM104 51H106L105 50V48H104ZM104 51L102 52V53H104ZM126 51H128L127 49H126ZM150 51V50H149ZM153 51V50H152ZM159 51H161V50H159ZM167 51V50H166ZM171 51V50H170ZM187 51V50H186ZM216 51H220L219 49H217ZM225 50H224V53H223V55L225 54V52H226ZM258 51V52H257ZM260 51V52H259ZM98 52V51H97ZM113 52H115V50L113 51ZM113 52L112 51H109V53H108V55L107 56H110L111 54L113 55ZM174 52V51H173ZM177 52V51H176ZM206 52V51H205ZM213 52H215L214 50H213ZM221 52H222V50H221ZM240 52V51H239ZM256 52V53H255ZM84 53H86V51H84ZM91 53V55H93ZM102 53H100V56L101 55H103ZM111 53V54H110ZM117 53V52H116ZM135 53H136V51H135ZM157 53H158V51H157ZM156 53V54H157ZM162 53H164V52H162ZM212 53V52H211ZM218 52H216V57H217V59H218V56L221 54V53H219V55L217 54ZM238 53V52H237ZM25 55H27L26 53H24ZM95 54H97V53H95ZM110 54V55H109ZM137 55H138V49H137V53H136ZM155 53L153 54V55H156ZM166 54H167V52H166ZM177 54H178V52H177ZM180 54V53H179ZM204 54V53H203ZM206 54V53H205ZM204 54V55H205ZM77 55H80V53H78ZM82 55V54H81ZM91 55H89V56H86L87 58L88 57H90ZM98 55V54H97ZM111 55V56H112ZM165 55V54H164ZM163 55V56H164ZM176 55V54H175ZM181 55H183V53L181 54ZM207 55V54H206ZM213 55V56H214ZM218 55V56H217ZM225 55H228V54H225ZM234 55V54H233ZM57 56V55H56ZM75 56V55H74ZM73 56V57H74ZM99 56V57H100ZM105 56V55H104ZM103 56V57H104ZM158 56V55H157ZM160 56H162V55H160ZM208 56V58L210 59L211 58V54H210V56L209 55H207ZM206 56V57H207ZM214 56V57H215ZM221 56V55H220ZM220 56H219V58H220ZM36 57V56H35ZM60 57V56H59ZM169 57H171L170 55H169ZM167 55L165 56V57H162L161 59H166V62H167V60H169L170 62H173V61H171V60H173V59H171V58H169ZM173 57H175V56H173ZM176 57H177V55H176ZM214 57H212V58H214ZM225 57V56H224ZM229 57H231V56H229ZM233 57L234 56H232V60H234L233 59ZM236 57V56H235ZM258 57V56H257ZM256 57V58H257ZM18 58V57H17ZM20 58V57H19ZM19 58L17 59V61L19 60ZM53 58V57H52ZM74 58H78V56H75ZM82 58V57H81ZM85 58V57H84ZM84 58H82L83 60L82 61H80L79 60V66H78V64H77V62H74L73 63V65L72 66H69V65H63V63L64 62H66V61H63L62 63H61V65L60 64H55L56 63V61H55V63H53V62H50V63H48V66H46V68L45 67H42V68H45L43 71H44V75H42V76H44V79L45 78H47L48 79V81L46 80V81H43V79H42V77L38 74V77H37V73H39V72H37V71H35V69H33L34 71L33 72H35V74L34 75H36V77H37V79H34V80H37V81H43V85L44 86H47V85H49V84H55V83H52V82H59V83H61V84H57V85H60V88L61 87H63V88H65L64 90L67 92L66 93V96H59L58 97V101L54 104V105H48V104H46V103H43L42 102V100H46V99H44V98H42L43 96H41L39 93H34L33 95H35V97L33 96V97H31V98H33L32 99V103H31V105H28L26 102L27 101H23V98L22 99H20L19 101H23L24 102V107L23 108H25V112H29V111H31V110H29V109H34V110H32L31 112V114L33 115V117L31 116V114H29L31 117H32V119H28V122H25V121H20V119L21 118H23L22 116H21V113H20V111L18 112V113H16L17 112V110H18V108L16 109V107H20V106H22V105H19V106H17L14 102V99H12V94H14V91H15V89L16 88H14L15 86L14 85H8V87L9 86H11L10 87V89L8 90V91H6L5 92V94H3V93H0V120H2V121H0V149H2V150H4L5 152L7 151V152H12L11 154H12V156H10L9 155V157L10 158H7V156H6V158L5 157H3V158H5L4 160H0V231L2 232L3 230H6V228H7V230H8V228L10 229V228H12L13 230L15 229V231H16V234L14 235L13 233H15V231H13V233H12V231L10 232V233H12V234H10V235H12V237L10 238V242H11V248H13V250H15V252H16V254L17 255H15V257H12L13 255H11V257L12 258H8L7 260H6V263L8 262L9 264H25L23 261H24V259L26 260V264H52V257H54V254L53 253H55V256H56V258H58V260H60L61 262H62V260L64 261V260H66V261H68V263L69 264H92V260H93V258H95L96 256H102V255H104V256H108V257H110V259H112V258H114L115 256H120L119 258L121 259V260H118V262H116V263H114V264H125V261L126 260H128V259H126V258H129V255L130 254H132V256L133 257H131V258H133L134 259V261H132L131 262V264H173V262H175V261H177V260H179V262H180V264H218V260H220L219 258L217 259L215 256H217L218 254H217V249L218 248H216L215 246V243H213V242H211V240H212V238H213V235L212 234H210L211 233V230H210V233H209V229H207L206 231H208V235H206V231H204L205 229H203L201 226H199V227H201V228H198L197 226H195V223L196 222H198V217H196V214H198V212H201L203 209L202 208H204V207H202V205H201V203H200V199H201V197L197 194H193V196L191 197V198H193L192 199V201H193V203H192V205H191V207H189V214H187L188 215V217H186L187 219H180V220H174V221H176L177 223H175L176 224V226H173V227H171L170 228V226H168L166 223H164L163 221H164V219H161V221L163 222V224L164 225H161L160 224V226H158V228H157V231H156V235L154 234V236L152 237L150 234V231H149V229H143L142 228V226L141 225H139L138 227H136V222H135V219H139L140 217H138V216H135L136 218L134 219V221L133 220H131L132 218L130 217L131 216V211H132V208L135 206V204H129L127 201L128 200H126V198H124V199H122L121 201H122V203L124 204V206H123V208H122V210H117L118 212L119 211H121L120 213H119V217H114V219L116 218L117 219V221L115 222V220H113V221H110V220H108L110 217H108L107 215H104V216H102L103 218H101V219H99L97 222H92V221H87V222H81V221H79V220H77V219H79L80 217H83V216H85V213L88 215V213L87 212H89V215L91 214L90 212L91 211H88L87 209L86 210H84L83 208H78V209H76L77 208V201H79V199L77 200V198L80 196V193L78 194L77 192L79 191V189H78V191H75L74 189V192H72V188L73 187H76V185L77 184H80L79 182L81 181V182H84V181H82V179L81 178H79V175H78V171H79V168L81 167V168H84V166L82 165V163L81 162H76V160L75 159H81V157H82V152L81 151H79V152H81L80 154H79V152H78V154L75 152V151H73L72 150V148H71V146H72V138H71V136H73L72 135V132H71V129H69L68 127H66L65 125V127L63 126V123H66V120L67 119H69L70 118V116H72V115H77V113H78V111H82V113H79L78 115L79 116H76V117H78L79 119H78V121L82 118V116L84 115L83 113L85 112L84 110H79V109H75V107H73L71 104V106L69 105V107H68V104H67V99L68 98H70V97H74L73 95H75V94H77L78 92H80L81 94L80 95H84V96H86V98H87V100L86 101H88V103H87V105L85 106V107H87V108H89L90 110H97V111H100L101 112V114H106L105 115V118L106 119H108V120H110V121H112V120H116V119H119V120H121L122 121V126H123V124L125 125V126H123L124 128L127 126L126 125V123L125 122H127V121H130V122H132V121H136L137 120V118H138V116H137V114H135L134 112H133V108H135V106L136 105H139V104H141L140 102L142 101L141 99H139V98H137V97H132L133 95H127L128 93L127 92H129V89H130V87H131V85L132 84H135L137 81L136 80H138L137 78H135V77H132V75H130L129 74V76H127V77H130V79H128L127 81H125L126 79H124V81H125V83L124 84H122L120 81V83L117 81V82H115V83H113L112 82V84H106V85H102V86H100L99 84H98V82H97V80H96V77H95V75H94V72L92 71V68H91V66H90V62L88 61V60H86V58L84 59ZM98 58V57H97ZM143 58V57H142ZM159 58V57H158ZM169 58V59H168ZM191 58H193V59H195V60H193V59H191ZM211 58V59H212ZM223 58V57H222ZM243 57H239V61H240V59H242ZM254 58V57H253ZM252 58V59H253ZM259 58V57H258ZM53 59H55V57L53 58ZM59 59V58H58ZM72 59L73 58H71L70 60L72 61ZM79 59H80V57H79ZM110 59V58H109ZM132 59V60H131ZM153 59H155V58H153ZM152 59V60H153ZM163 59V60H164ZM199 59H201V57L199 58ZM199 59H198V61L197 62H200L199 61ZM216 58H215V60L216 61H218L217 63H221V61H222V64L221 65H223V62H224V64H227V63H225V61H223V60H225V59H221V61H219L220 59H218L217 60ZM236 59V58H235ZM251 59V60H252ZM262 59V58H261ZM42 60V59H41ZM63 60V59H62ZM68 60H69V58H68ZM93 60H94V58H93ZM106 60H107V57H106ZM145 60H147L146 59V57H145ZM149 60H151L150 58L148 59V61ZM155 60H157V58L155 59ZM193 62H192V61ZM237 60V59H236ZM236 60L235 61H233V63L231 64V69L232 70H236L237 68H238V66H236ZM47 61V60H46ZM58 61V60H57ZM60 61V60H59ZM74 61V60H73ZM95 61V60H94ZM101 61H104L103 60V58H101ZM114 61V60H113ZM137 61V60H136ZM136 61H134V62H136ZM141 61V60H140ZM147 61V62H148ZM160 61V60H159ZM177 63L180 61V59L179 60H177V58H176V60H175ZM202 61H203V59H202ZM201 61V62H202ZM210 62H212L211 60H209ZM228 60H226V62H227ZM230 61V60H229ZM239 61H237V62H239ZM250 61V60H249ZM249 61L247 62V63H249ZM257 61H259V60H257ZM256 61V63L255 62H252V61H250V65H248L247 63H245V64H247L248 66H251V65H255L256 66V64L257 65H259V63H261V62H257ZM105 62V61H104ZM139 62V60L137 61V63ZM142 62V61H141ZM147 62H145V64L147 63ZM153 62V61H152ZM163 62H165V60L163 61ZM163 62L162 63H160V64H162L163 65ZM182 62V63H181ZM181 64H183V62H184V60H183V58L181 59ZM203 62H206V61H203ZM210 62H206L207 64H210ZM232 62V61H231ZM241 62V61H240ZM240 62L237 64V65H239L240 64ZM0 63H2L1 61H0ZM35 63V62H34ZM34 63L32 64L33 66H34ZM66 63H69V62H66ZM85 63H87V65H88V68L86 69V71H88V72H90L91 73V75L93 76V81H92V85H88V84H85V85H81L80 83H79V85H78V83H77V81L79 80V76L78 75H76L75 73H78V72H80L81 71V68H82V66H83V64H85ZM119 63V62H118ZM140 63V62H139ZM154 63H156V61L154 62ZM153 63V64H154ZM158 63V65L160 66V64ZM175 63V62H174ZM177 63H175V64H177ZM190 63V64H191ZM215 63V62H214ZM217 63H215V64H217ZM255 63V64H254ZM14 66H15V68H22V67H24V66H26V65H28L29 63H27V62H25L24 64H20V63H18V62H16V63H12ZM35 64H37V63H35ZM72 64V63H71ZM97 64V63H96ZM101 64V63H100ZM145 64H144V60H143V63H142V67L143 68H145ZM150 64V63H149ZM169 64V63H168ZM189 64V65H190ZM213 64V63H212ZM241 64H242V62H241ZM11 65V64H10ZM16 65H19V66H22V67H17ZM95 65V64H94ZM99 65V64H98ZM97 65V66H98ZM113 65H115V63L113 64ZM121 65V64H120ZM120 65H118V66H120ZM140 65V64H139ZM147 65V64H146ZM154 65H157V64H154ZM154 65H152V63L150 64V66H154ZM184 65H186V64H184ZM184 65H182V66H179L180 68H183L184 69ZM188 65V64H187ZM194 65V64H193ZM198 65V67L200 68L201 66L200 65H202L201 63H200V65L199 64H197L196 63V66ZM220 65V64H219ZM218 64L217 65H215V67L214 68H216V66L218 67L219 66ZM44 66V65H43ZM101 66H103V64L101 65ZM123 66V65H122ZM137 66V65H136ZM136 66H134V67H136ZM141 66V65H140ZM164 66V65H163ZM162 66V67H163ZM195 66V65H194ZM195 66V67H196ZM205 66V65H204ZM212 66V65H211ZM228 66H229V63H228ZM253 66H251V67H253ZM254 66V67H255ZM262 66H263V64H262ZM12 67V66H11ZM10 67V68H11ZM99 67V66H98ZM156 67V66H155ZM161 67V66H160ZM160 67H158V69H160ZM167 67H168V65H167ZM167 67H165L164 66V72H165V68H167ZM173 67H175V69H176V66L174 65ZM186 67V66H185ZM210 67V66H209ZM224 67V66H223ZM226 67V66H225ZM264 67V66H263ZM6 68H9V67H6ZM6 68H5V70H6ZM10 68H9V70H10ZM14 68V67H13ZM13 68H12V70H13ZM28 68V67H27ZM27 68H25V69H27ZM31 68H33V67H31ZM36 68H38V67H36ZM118 67H116V69H117ZM136 68H138V67H136ZM170 68V67H169ZM172 68V67H171ZM197 68V67H196ZM204 68H207V67H204ZM203 68V69H204ZM227 68H229V67H227ZM240 68V67H239ZM239 68H238V70H239ZM241 68H242V65H241ZM240 68V69H241ZM248 68V67H247ZM261 68V67H260ZM3 69V71H4V68H2ZM97 69V68H96ZM115 69V70H116ZM119 69H121V68H119ZM118 69V71H120ZM139 69V68H138ZM162 69V68H161ZM160 69V70H161ZM162 69V70H163ZM198 69V68H197ZM197 69H193L192 68V70H194V72L197 70ZM208 69V68H207ZM207 69H206V71H207ZM222 69H226V68H222ZM231 69H230V71H231ZM243 69V68H242ZM245 69V68H244ZM253 69H255V68H253ZM29 68L27 69V70H24V71H22V72H24V73H20L19 75L20 76H23V79H24V83H25V81H26V79L28 78V76L30 75V74H33V72L31 73L30 72V74L28 73L29 71ZM38 70H39V68H38ZM122 70V69H121ZM136 71H139V70H137V69H135ZM134 70V71H135ZM146 70V69H145ZM148 70V69H147ZM160 70H159V73L161 74V72H160ZM177 70H179V69H177ZM200 71H201V69H199ZM205 70V69H204ZM204 70H203V72H204ZM210 70H212V67H211V69ZM209 69H208V71H210ZM249 69H247V71H248ZM251 70H252V68H251ZM262 70V69H261ZM261 70H259L260 72H261ZM32 71V70H31ZM132 71H133V69H132ZM184 71V70H183ZM187 70H185L184 72H186ZM189 71V70H188ZM234 71H231V72H229L228 73V75L230 74V73H233ZM245 71V70H244ZM1 72V71H0ZM9 72V71H8ZM11 72V71H10ZM12 72H14V71H12ZM37 72V73H36ZM52 72H54L55 73V75H54V79H55V81H52ZM61 72V73H60ZM124 72H126L127 74L128 73H130L131 72V70L129 71V69H128V71H124ZM142 71H140V73H141ZM143 72H145V71H143ZM152 73L153 72H155V71H151ZM177 72H180V71H177ZM184 72H182L181 71V73H184ZM190 72H192L191 70H190ZM192 72L193 74H194V76H195V78H196V76H197V74H195V73H197V72ZM213 73H215V72H217V71H212ZM224 72V71H223ZM252 72H254L253 70H252ZM255 72H257V71H255ZM254 72V73H255ZM263 72V71H262ZM2 73V72H1ZM1 73H0V75H1ZM5 73V72H4ZM6 73H7V71H6ZM18 73V72H17ZM16 72L15 73H13V77L15 78V75L17 74ZM122 73V72H121ZM125 73V74H126ZM132 74H133V72H131ZM136 73V72H135ZM199 73V72H198ZM206 73V72H205ZM208 73V72H207ZM238 73V72H237ZM236 73V74H237ZM253 73V74H254ZM3 74V73H2ZM7 74H12V73H7ZM15 74V75H14ZM40 74H41V72H40ZM96 74H98V73H96ZM136 74H138V72L136 73ZM165 74V73H164ZM177 74H180V73H176L175 75V80H176V77H178L177 76ZM185 74H187V73H185ZM202 74V73H201ZM209 74H212L211 72H209ZM248 74V73H247ZM257 74H259V72H257ZM264 74V73H263ZM18 75V74H17ZM16 75V77H18ZM142 74H138V76H141ZM150 75V72H147L146 74L144 73V75L143 76H149ZM157 75V74H156ZM181 75V74H180ZM179 75V77H181ZM203 75V77L205 78L206 77V74H205V76H204V74H202ZM208 75V74H207ZM226 75H227V73H226ZM225 75V76H226ZM235 75V74H234ZM30 76H32V75H30ZM152 76V75H151ZM184 75H182V78L184 79L185 77H183ZM212 76V75H211ZM215 76V75H214ZM224 76V75H223ZM246 76V75H245ZM244 76V77H245ZM251 76V75H250ZM255 76H257V75H254V77H253V75H252V77H253V79L255 78ZM259 76H260V74L258 75V79H259ZM264 76V75H263ZM1 77V76H0ZM6 77V76H5ZM13 77H11V79L13 78ZM33 77H35V76H33ZM120 77V76H119ZM122 77V76H121ZM137 77V76H136ZM167 77V76H166ZM166 77H165V79H166ZM200 77V74H199V76L197 77V78H199ZM229 77V76H228ZM237 77H239V80L237 81ZM247 77H249V76H247ZM8 78V77H7ZM13 78V79H14ZM32 78V77H31ZM107 78V77H106ZM139 78V77H138ZM161 78V81H162V78L163 77H160ZM170 78H173V77H171L170 76ZM191 77H189V79H190ZM202 77H200L199 79H201ZM203 78V80L204 81H202V83L201 84H199L198 85V89H197V92H198V95L200 96V97H202L206 102H207V105H205V107L206 106H208L207 108H209L210 110L209 111H211V114H210V112H208L209 114H210V116H208V118H206V117H204L202 120L203 121H209V124H208V127L211 125V127L210 128H213V126H214V124H215V121H216V119L215 120H212L213 118H216L217 117V115H215V112H214V109H215V107L218 105V101H219V99H222V98H216L215 99V96L216 95H221L222 93L224 94V91H222L221 93H219V91H217L216 92V94L215 95H212V94H210V93H208L207 92V87H211V86H213L214 85V88L215 89H218L219 90V85L218 84H215L214 83V81H212L213 80V78L215 79V81L217 80L216 79V77H211V79L212 80H206L205 81V79ZM256 78V79H257ZM6 79V78H5ZM9 79V78H8ZM33 79V78H32ZM122 79V78H121ZM149 79V78H148ZM156 79L158 80V78L156 77ZM168 79V78H167ZM167 79H166V83L168 82L167 81ZM181 79V78H180ZM179 79V80H180ZM199 79H197V81L199 80ZM207 79V78H206ZM210 79V78H209ZM248 79V78H247ZM256 79H254V80H256ZM15 80V79H14ZM13 80V81H14ZM20 80V79H19ZM29 80V79H28ZM27 80V82H31L32 83V81H28ZM33 80V81H34ZM146 80H147V78H146ZM145 80V81H146ZM154 80V79H153ZM178 80V79H177ZM219 80V79H218ZM251 80V79H250ZM254 80H252V82H255V84L257 83V85H258V83H260V80H256V81H258V82H256V81H254ZM262 80V79H261ZM0 81H2L1 79H0ZM23 80L21 79V81H20V84H21V82H22ZM122 81V80H121ZM156 81V80H155ZM155 81H153V83L155 82ZM184 81V80H183ZM190 81V80H189ZM233 81H234V83H240V84H243L244 85V83H243V76L241 75V74H239V75H235V77L233 76V78H225V79H223V82H222V84L223 85H225V88L227 87V85L229 86L230 85V83H233ZM4 82H5V80H4ZM4 82H2V83H4ZM10 83H11V81H9ZM8 82V80H7V82L6 83H9ZM15 82H16V80H15ZM17 82H18V79H17ZM26 82V86L28 85V83ZM36 81H34V83H35ZM172 82H174L173 80H172ZM245 82V81H244ZM251 82V83H252ZM1 83V84H2ZM41 83V82H40ZM77 83V84H76ZM157 83V82H156ZM160 83H162V82H160ZM190 83V82H189ZM247 83V82H246ZM0 84V85H1ZM5 84V83H4ZM3 84V85H4ZM22 84H23V82H22ZM159 84V83H158ZM248 84H250V83H248ZM255 84L253 83L252 85L253 86H255ZM18 86H19V83L17 84ZM16 85V86H17ZM25 85V84H24ZM24 85H20V87L21 86H23L24 87ZM34 85V84H33ZM33 85H32V87H31V89L33 88ZM94 85V86H93ZM127 86V89H128V91L127 92H122V91H120V89L123 87V86ZM144 84H142V86H143ZM146 85V84H145ZM144 85V86H145ZM165 85V84H164ZM188 85V84H187ZM221 85V84H220ZM5 86V85H4ZM17 86V87H18ZM38 86V85H37ZM50 86V85H49ZM240 86V85H239ZM259 86H260V84H259ZM8 87L6 88V90L8 89ZM29 87H30V83H29ZM41 87V86H40ZM40 87H37V88H40ZM55 87V86H54ZM80 87V89H77V88H79ZM138 87V86H137ZM156 87V86H155ZM191 87V86H190ZM236 87V86H235ZM238 87V86H237ZM236 87V88H237ZM241 87H243V86H241ZM240 87V88H241ZM245 87V86H244ZM249 87V86H248ZM0 88H1V86H0ZM41 88H43L44 89V87H41ZM40 88V89H41ZM49 89H45L46 90V92L47 93H45V92H43V93H45V95L46 94H48V91L52 88L53 89V87H48ZM63 88H61V89H59V90H62ZM112 89V91L114 92V93H116V95L114 96V98L113 99H111V100H109V89ZM132 88V87H131ZM148 88V87H147ZM169 88V87H168ZM171 89L172 88H174L173 86H171L170 87ZM169 88V89H170ZM224 88V89H225ZM230 88V90H231V88L234 90V94H235V89H234V87H233V85L232 86H230L229 87ZM246 88H247V85H246ZM252 88H254V87H252ZM252 88H250L251 90H252ZM255 88L256 89H258L256 86H255ZM2 89H4V87L2 86ZM25 89H27V87L25 88ZM29 89V88H28ZM39 89V90H40ZM55 89V88H54ZM132 89H134V88H132ZM146 89V88H145ZM159 89V88H158ZM177 89V88H176ZM180 89V88H179ZM182 89V88H181ZM180 89V90H181ZM183 89H186L185 87L183 88ZM189 88H187L186 90H188ZM191 89V88H190ZM188 90L189 92L190 91H193L192 89L191 90ZM196 89V88H195ZM194 89V90H195ZM261 89H262V87H261ZM261 89H258V90H256L255 92H260V90ZM18 90V89H17ZM30 90V89H29ZM29 90H27V92H29ZM34 90H36L37 91V89H36V87H35V89H33V91ZM44 90V91H45ZM56 90V89H55ZM163 90V89H162ZM178 90V89H177ZM179 90V91H180ZM185 90V91H186ZM232 90V91H233ZM238 91H241L240 89H239V87H238V89H237ZM255 89H253L252 91H254ZM4 90H2L1 92H3ZM20 91V90H19ZM33 91H30V93L29 94H31V93H33ZM56 91H58V90H56ZM82 91V92H81ZM145 91H147V90H145ZM145 91H143L144 92V94L146 95V92ZM148 91H149V94H150V89H148ZM152 91V90H151ZM163 91H168V90H163ZM248 90H246V92H247ZM250 91V90H249ZM248 91V92H249ZM50 92H51V90H50ZM143 92L141 93V95L143 94ZM194 92V91H193ZM195 92H196V90H195ZM194 92V93H195ZM197 92H196V94H197ZM245 92V91H244ZM248 92L247 93H245V94H248ZM22 93H24V92H22ZM57 93V92H56ZM65 93V92H64ZM152 93H155V90H154V92L152 91ZM158 93H159V90H158ZM181 93V92H180ZM260 93H264V92H260ZM259 93V95H263V94H260ZM51 94V93H50ZM54 93L52 92V94L50 95V97L49 98H52V97H55L54 95H53ZM60 94H63L62 92L60 93ZM79 94V93H78ZM77 94V95H78ZM157 94V93H156ZM167 94H169V91L167 92ZM170 94L171 95H174V94H172L171 92H170ZM175 94H176V92H175ZM179 94V93H178ZM183 94V93H182ZM184 94H185V92H184ZM193 94V93H192ZM225 94H227V92L225 91ZM256 94V93H255ZM9 95V96H8ZM138 95V94H137ZM157 95H161V94H157ZM165 95V94H164ZM194 95V94H193ZM230 95L232 96L233 95V93H231V94H228V95H225V96H228V97H230ZM236 95V94H235ZM238 95V94H237ZM7 96L8 97H10V98H8V99H12V100H9V103H7L8 102V100H7ZM23 96V95H22ZM21 96V97H22ZM32 96V95H31ZM48 96V95H47ZM148 96V95H147ZM156 96V95H155ZM186 96V95H185ZM222 96V95H221ZM221 96H219V97H221ZM242 96H244L243 95V93H242ZM242 96H239L238 95V97H240V99H241V97ZM256 97H257V95H255ZM6 97V98H5ZM23 97H26L27 99L26 100H28V98H29V95H24ZM45 97V96H44ZM139 97V96H138ZM145 96H143V98H144ZM169 97V96H168ZM178 97H180V96H178ZM234 98L236 97V96H233ZM246 97V96H245ZM262 97H264V96H262ZM261 97V98H262ZM46 98V97H45ZM75 98H77V97H75ZM146 98V97H145ZM165 98H166V100H167V95H165ZM165 98H164V100H165ZM171 96H170V101H171ZM182 98H183V96H182ZM181 98V99H182ZM194 98V97H193ZM224 98V97H223ZM227 97H225V100L227 101L229 98H227ZM231 98V101H230V99L228 100L229 102H231L232 103V97H230ZM248 98V97H247ZM246 98V99H247ZM253 98V97H252ZM251 98V100H253ZM48 99V98H47ZM174 99H176L174 96H173V100ZM180 99V100H181ZM237 99H239V98H237ZM237 99H236V101H237ZM243 99V98H242ZM241 99V100H242ZM245 99V98H244ZM16 100V99H15ZM25 100V99H24ZM48 100H50V99H48ZM53 100V99H52ZM141 100V101H140ZM183 100V99H182ZM224 100V101H225ZM248 100V99H247ZM246 100V101H247ZM256 100H257V98H256ZM259 100V99H258ZM257 100V102H259ZM47 101V100H46ZM85 101V100H84ZM156 101V100H155ZM175 101V100H174ZM186 100H184V102H185ZM193 101H195V100H193ZM226 101H225V103H226ZM236 101H233L234 103H236ZM245 100H243L242 102H244ZM255 101V100H254ZM262 101V99L260 100V102ZM23 102H22V104H23ZM157 103L159 102V101H156ZM167 102V104H169L168 103V101H166ZM191 102V101H190ZM229 102H227V103H229ZM59 103V104H58ZM86 103V102H85ZM85 103H83V102H81V104H85ZM160 103V102H159ZM237 103H239L238 101H237ZM241 103V102H240ZM247 103V102H246ZM246 103L244 104L245 106H246ZM13 104H15V106H14V108L16 109V112H15V109H14V112H15V114L13 113L12 114V110H11V112H10V110H9V106L10 105H13ZM18 104V103H17ZM220 104V103H219ZM254 105H255V103H253ZM252 104V105H253ZM143 105V104H142ZM161 105V104H160ZM169 105H171V103L169 104ZM201 105V104H200ZM228 105V104H227ZM251 105V104H250ZM74 106H76V105H74ZM82 107H83V105H81ZM150 106V105H149ZM152 106V105H151ZM181 106V105H180ZM202 106V105H201ZM219 106V105H218ZM234 106V104H232V107ZM261 106H263V105H261ZM52 107H54V108H52ZM77 107V106H76ZM80 107V106H79ZM82 107L80 108V109H82ZM83 108V109H85L86 110V108ZM154 107V106H153ZM164 107H166V106H164ZM170 108H171V106H169ZM169 107H167L168 109H169ZM182 107H184V106H182ZM229 107V106H228ZM256 107V106H255ZM11 109H13L12 108V106L10 107ZM74 108V109H73ZM175 108V107H174ZM180 108V107H179ZM195 108V107H194ZM204 108V107H203ZM220 108H221V106H220ZM231 108V107H230ZM230 108L228 109V108H226L227 110H230ZM236 108V107H235ZM234 108V109H235ZM238 108V107H237ZM241 108V107H240ZM148 109V108H147ZM161 109H162V106H161ZM183 109V108H182ZM206 109V108H205ZM204 109V110H205ZM218 109V108H217ZM234 109H231L232 111H235ZM6 110V111H5ZM22 110V109H21ZM24 110V109H23ZM46 110H50V111H52V110H60L59 112H61V111H64V110H67L68 112H67V114H66V116H63V117H65V118H63L62 117V119H59V118H56L57 119V121H55V123H56V125H54V124H52L50 127L48 126L47 128L45 127V126H43L42 125V122L41 121H43V119L46 117V115L45 114H47V113H45V111ZM203 110V111H204ZM239 110V109H238ZM92 111V112H93ZM156 111V110H155ZM155 111L153 112V111H151V112H153V113H155ZM159 111V110H158ZM199 110H197V112H198ZM218 111V110H217ZM231 111V112H232ZM236 111H237V109H236ZM261 111V110H260ZM10 112V113H9ZM25 112H23L22 111V113H25ZM53 112V111H52ZM51 112V113H52ZM72 112V113H71ZM99 112V113H100ZM140 112V111H139ZM160 112V111H159ZM184 112V111H183ZM182 112V113H183ZM230 112V111H229ZM254 113H252V114H255V111H253ZM256 114H258L259 112L256 110ZM86 113V112H85ZM90 113V112H89ZM182 113H180L182 116H183V114ZM192 113V112H191ZM199 113V112H198ZM204 113V112H203ZM203 113H201V115L203 114ZM222 113H225V114H227L228 112L227 111H225V112H221V114H219V113H217V114H219V115H223ZM234 112H232L231 114H233ZM244 113V112H243ZM243 113H241V114H243ZM250 114H251V112H249ZM61 114H63V112L61 113ZM81 114H83L81 117H80V115ZM87 114V113H86ZM97 114V113H96ZM157 113H155V115H156ZM163 114H165V112L163 113ZM162 114V115H163ZM180 114H178L179 116H180ZM185 114V113H184ZM196 115V113L194 112L193 113V115ZM262 114H264V113H262ZM26 115V114H25ZM90 115V114H89ZM158 115V114H157ZM169 115V114H168ZM176 115V114H175ZM178 115H176V118L178 117ZM195 115H194V117H195ZM197 115H199V114H197ZM228 115H230V114H228ZM29 116V117H30ZM59 116H61L60 115V113H59ZM86 116V118H89L87 115H85ZM153 116V115H152ZM164 116V115H163ZM171 116V115H170ZM173 116V115H172ZM190 116V115H189ZM204 116V115H203ZM206 116H207V114H206ZM226 116V115H225ZM240 116V115H239ZM253 116V115H252ZM255 116H257V115H255ZM262 116V115H261ZM260 116V118H262ZM26 117V116H25ZM54 116L53 115H49L48 114V118H50V119H52ZM69 117V118H68ZM76 117H73L74 119L76 118ZM96 117V116H95ZM133 117H135V119H133ZM193 117V118H194ZM201 117V116H200ZM240 117H242V115L240 116ZM244 117H246V115L244 116V114H243V119H245ZM247 117H249V116H247ZM47 118V117H46ZM84 118V117H83ZM82 118V119H83ZM104 118V117H103ZM160 118V121H163V118L161 119V117H159ZM166 118H167V116H166ZM169 118V117H168ZM167 118V119H168ZM180 118H184V117H181L180 116ZM206 118V119H205ZM210 118H212L211 120H210ZM219 118H222V117H220L219 116ZM225 118V117H224ZM238 118V117H237ZM235 119V121L236 120H239L240 118H238V119ZM240 119V120H242V122L239 120V122H241V123H244V121H243V119ZM254 118H259V116H257V117H254ZM49 119V120H50ZM59 119V120H58ZM81 119V120H82ZM91 119V118H90ZM93 119H94V117H93ZM92 119V120H93ZM164 119H165V116H164ZM179 119V118H178ZM187 121H189V119H191V118H187V116H186V118H185ZM184 119V120H185ZM223 119V118H222ZM150 120V119H149ZM152 120V119H151ZM157 120V119H156ZM156 120H154V121H156ZM169 120V119H168ZM168 120H166V121H168ZM185 120V121H186ZM191 120H195V118L194 119H191ZM221 120V119H220ZM224 120V119H223ZM256 120V119H255ZM15 121H18V123H14ZM45 121V120H44ZM43 121V122H44ZM74 121V120H73ZM88 121V120H87ZM106 121V120H105ZM158 121V120H157ZM184 121V122H185ZM222 121V120H221ZM259 122H261L260 121V119L258 120ZM61 122H62V124H61ZM74 122H77V121H74ZM97 122V121H96ZM153 122V121H152ZM163 122H165V121H163ZM169 122H170V120H169ZM190 122V121H189ZM195 122V121H194ZM193 122V123H194ZM233 122V121H232ZM239 122L237 123V122H234L233 124H237V126L239 125ZM254 122H256V121H254ZM262 122H264V121H262ZM45 123V122H44ZM43 123V124H44ZM95 123V122H94ZM100 123V122H99ZM111 123V126H112V122H110ZM109 123V124H110ZM115 123V122H114ZM128 123V122H127ZM160 123V122H159ZM192 123V122H191ZM192 123V124H193ZM240 123V124H241ZM75 124V123H74ZM85 123H83L82 121L79 123V125H84ZM87 124H89V122H87ZM106 125H107V123H105ZM121 124V123H120ZM120 124H118L117 123V125H119V127L121 126ZM131 124V123H130ZM142 124V123H141ZM152 124V123H151ZM157 124V123H156ZM168 123H166V124H162V125H167ZM188 124V123H187ZM187 124H185V125H187ZM190 124V123H189ZM225 124V123H224ZM263 124V123H262ZM261 124V125H262ZM5 125V126H4ZM61 125V126H60ZM68 125V124H67ZM78 125V126H79ZM106 125H102V126H106ZM154 126H155V124H153ZM158 125V124H157ZM169 125H170V123H169ZM184 125V124H183ZM194 125V124H193ZM193 125H191V126H193ZM228 125V124H227ZM226 125V126H227ZM74 126V125H73ZM75 126H77V124L75 125ZM75 126H74V128H75ZM87 125L85 124V127H86ZM100 126H101V124H100ZM111 126H109V127H111ZM147 126V125H146ZM149 126V125H148ZM159 126V125H158ZM190 126V125H189ZM188 126V127H189ZM195 126H197V125H195ZM200 126H202L201 124H200ZM232 126H234V125H232ZM244 126V125H243ZM247 126H250L249 128H251V126L252 125H247ZM247 126H244V127H247ZM60 127V128H59ZM90 127H92V128H94L95 130L96 129H99V125L98 126H94V125H90ZM107 127V126H106ZM118 129H119V127L118 126H116ZM161 127H163V126H161ZM167 128H168V126H166ZM187 127V126H186ZM228 127H230V126H228ZM236 127V126H235ZM235 127H232L233 129L235 128ZM239 127H241L240 125H239ZM238 127V129H240ZM255 127V126H254ZM81 128V127H80ZM101 128V127H100ZM121 128V127H120ZM129 128V127H128ZM133 129L135 128V127H132ZM145 128V127H144ZM159 127H157V129H158ZM197 128V127H196ZM237 128V127H236ZM242 128V127H241ZM248 128V127H247ZM248 128V129H249ZM77 129V128H76ZM76 129H75V131H76ZM89 129V128H88ZM138 129H140L139 127H138ZM142 129V128H141ZM140 129V130H141ZM205 129H207V128H205ZM231 129V128H230ZM256 129V128H255ZM92 131H95V130H93V129H91ZM101 130H104V129H102L101 128ZM124 130H126V129H124ZM134 130H137V129H134ZM161 130H163L164 131V128H162ZM196 130V129H195ZM220 130H222V131H224L223 129H220ZM245 130L246 129H244V132H245ZM73 131V130H72ZM81 131V130H80ZM83 131H86L85 129H83L82 130V132ZM90 131V130H89ZM117 131H119V130H117ZM129 133H128V132ZM133 131V130H132ZM145 131H148V130H145ZM185 131H186V129H185ZM198 131V130H197ZM197 131H195V132H197ZM200 131V130H199ZM198 131V132H199ZM205 131V130H204ZM208 131V130H207ZM218 131V130H217ZM231 131H232V129H231ZM257 131V130H256ZM255 131V132H256ZM105 132V131H104ZM109 131H107V133H108ZM124 132V131H123ZM122 132V133H123ZM125 132H127V134H125V135H123L122 136V138H123V141L126 143V145H127V147L128 146H131L132 147V145H130V144H133L134 146L136 145V146H138V145H140V144H142L141 142V140H137V141H135V138H136V134L138 133V137H139V135L140 134H142V133H140V132H138L137 131V133L136 132H134L135 133V135L133 136L132 134H134V133H132V134H130L131 133V131H130V129L129 130H126ZM203 132V131H202ZM28 133H30V134H34V139L32 138V140H30L29 139V137H30V135L28 134ZM81 133V132H80ZM120 133V132H119ZM121 133V134H122ZM143 133H147V132H143ZM218 133H219V131H218ZM234 133H237V132H234ZM87 134H89V132H87L86 133V135ZM109 134V133H108ZM113 134V133H112ZM115 134V133H114ZM120 134V135H121ZM151 134H152V132H151ZM154 134L155 133H153V136H154ZM166 134V133H165ZM173 134H175V133H173ZM207 134V133H206ZM238 134H240V132H238ZM256 134V133H255ZM260 134V133H259ZM82 135H83V133H82ZM90 135H92V134H90ZM111 135V134H110ZM117 135V134H116ZM149 135V134H148ZM159 135V134H158ZM212 135H214V134H212ZM219 135V134H218ZM61 136H62V140H61ZM103 136V135H102ZM101 136V137H102ZM107 136V135H106ZM151 136V135H150ZM177 136H178V134H177ZM197 136V135H196ZM206 136V135H205ZM261 136H264V135H261ZM83 137H85V136H83ZM99 137V136H98ZM114 137V136H113ZM145 137V136H144ZM202 137V136H201ZM252 137V136H251ZM109 138V137H108ZM121 137L119 136V134H118V139H117V137H115V139L118 141V144H120V141H121V139H120ZM142 137L140 136V139H141ZM157 138H158V136H157ZM157 138H155V139H157ZM167 138V137H166ZM165 138V139H166ZM194 138H197V137H194ZM204 138V137H203ZM210 138V137H209ZM238 138V137H237ZM248 138V137H247ZM258 138V137H257ZM261 138H264V137H261ZM84 139V138H83ZM86 139V138H85ZM91 139V138H90ZM101 139V138H100ZM105 139V138H104ZM159 139H161V137L159 138ZM169 139H173V138H169ZM197 139H200V138H197ZM220 139H222V138H220ZM226 139V138H225ZM239 139V138H238ZM237 139V140H238ZM243 139H244V137H243ZM250 139V138H249ZM253 139V138H252ZM252 139H250V140H252ZM89 140V139H88ZM107 140V139H106ZM113 141H114V139H112ZM112 140H109V144H110V142H113ZM115 140V141H116ZM227 140V139H226ZM231 140V139H230ZM256 140V139H255ZM255 140L253 139V141H254V143H255ZM81 141V140H80ZM79 141V142H80ZM86 141V140H85ZM99 141V140H98ZM97 141V142H98ZM104 141V140H103ZM116 141V142H117ZM133 141H135V142H133ZM209 141V140H208ZM229 141V140H228ZM241 141V140H240ZM244 141V140H243ZM248 141V140H247ZM100 142H101V140H100ZM131 142H133V143H131ZM168 142V141H167ZM213 142V141H212ZM238 142V141H237ZM249 142V141H248ZM61 143H63V148H61L60 147V144ZM76 143V142H75ZM108 143V142H107ZM186 144H187V141L185 142ZM205 143H207V142H205ZM221 143H222V141H221ZM230 143H233L232 141L230 142ZM245 143H247V142H245ZM257 143V142H256ZM259 143V142H258ZM257 143V144H258ZM263 144H264V142H262ZM261 143V144H262ZM78 144V143H77ZM108 144V145H109ZM117 144V143H116ZM116 144H114L115 146H116ZM117 144V145H118ZM189 144H190V141H189ZM188 144V145H189ZM215 144V143H214ZM223 144L225 145L226 143H224V141H223ZM222 144V145H223ZM238 144V143H237ZM240 144V143H239ZM248 145H249V143H247ZM82 145V144H81ZM84 145H85V143H84ZM113 145V144H112ZM113 145V147H115ZM148 145V144H147ZM149 145H151V144H149ZM148 145V146H149ZM166 145V144H165ZM206 145V144H205ZM211 145H213V144H211ZM219 145V144H218ZM218 145H216V146H218ZM223 145V146H224ZM227 145H230L228 142H227ZM248 145H244V146H248ZM259 145V144H258ZM78 146V145H77ZM87 146V145H86ZM145 146V145H144ZM185 146V145H184ZM195 146V145H194ZM230 146H232V145H230ZM239 146V145H238ZM241 146H243V145H241ZM252 145H250V146H248L249 148L251 147ZM254 146H255V144H254ZM252 147V149L253 148H255V147ZM73 147V146H72ZM84 147V146H83ZM96 147V146H95ZM105 147V146H104ZM107 147L108 146H106V150H107ZM110 147V146H109ZM108 147V148H109ZM112 147V148H113ZM126 147V146H125ZM151 147V146H150ZM158 147V146H157ZM167 147V146H166ZM166 147H165V149H166ZM208 147V146H207ZM220 147H222V146H220ZM219 147V149H222V148H220ZM229 147V146H228ZM263 147V146H262ZM75 148V147H74ZM111 148V150L110 149H108L109 151H111V152H114L113 151V149L115 150V149H117L116 147L115 148H113L112 149ZM119 148V147H118ZM124 148V147H123ZM134 148V147H133ZM133 148H131V150L133 149ZM160 148H162V147H160ZM170 148V147H169ZM172 148V147H171ZM199 148V147H198ZM210 148H212L211 146H210ZM71 149V150H70ZM84 149V148H83ZM87 149L88 148H86L85 150H83V154L85 153V151H87ZM129 149V148H128ZM135 149V148H134ZM148 149V148H147ZM216 149V148H215ZM231 149V148H230ZM230 149H229V151H230ZM236 148H234V150H235ZM259 149V148H258ZM264 149V148H263ZM2 150H0V152L2 151ZM12 150V151H11ZM66 150V151H65ZM80 150H82V148H80ZM89 150V149H88ZM101 150V149H100ZM120 150V149H119ZM126 150V149H125ZM137 150H140V149H137ZM214 150V149H213ZM218 150V149H217ZM217 150H216V152H217ZM236 150H238V149H236ZM245 150V149H244ZM260 150V149H259ZM90 152L89 153H91V149L89 150ZM93 151H95V149L93 150ZM121 151H122V149H121ZM124 151V150H123ZM127 151H129V150H127ZM133 151H135V150H133ZM167 151L169 152L170 150H168L167 149ZM210 151V150H209ZM215 151V150H214ZM239 151V150H238ZM241 151H243V150H241ZM248 151L250 152V150L248 149ZM254 151V150H253ZM71 152H73L72 154H71ZM75 152V153H74ZM108 152V151H107ZM116 152H118L119 153V155H117V153ZM193 152H195V149L194 148H192V152H191V154H193ZM211 152V151H210ZM228 152V151H227ZM245 152H246V150H245ZM254 152H256V151H254ZM261 152V151H260ZM87 153V152H86ZM95 153H96V151H95ZM94 153V154H95ZM115 153H116V155L117 156H119V158H120V156H121V152L120 151H118V150H115ZM122 153H124V152H122ZM131 153V152H130ZM143 154H144V152H142ZM146 153V152H145ZM155 153V152H154ZM159 153V152H158ZM220 153H223V151L222 152H220ZM226 153V152H225ZM243 153V152H242ZM248 153V152H247ZM259 153V152H258ZM4 155L6 154V153H3ZM2 154V155H3ZM75 154V155H74ZM88 154V153H87ZM93 154V155H94ZM99 154H101V153H99ZM141 154V153H140ZM140 154H138V155H140ZM157 154V153H156ZM162 154V153H161ZM171 154V153H170ZM204 154V153H203ZM238 154V153H237ZM245 154V153H244ZM260 154H262V152L260 153ZM263 154H264V152H263ZM1 155V154H0ZM89 155V154H88ZM111 155H112V153H111ZM134 155H136V154H133L132 156H134ZM212 155V154H211ZM218 155V154H217ZM221 155V154H220ZM223 155H224V153H223ZM223 155H221V156H223ZM241 155V154H240ZM240 155H239V157H240ZM94 156H96V155H94ZM141 156V155H140ZM143 156V155H142ZM144 156H146V154L144 155ZM148 156V155H147ZM213 156H215V155H213ZM234 156H236V154L234 155ZM259 157H261L260 155H258ZM258 156H256V157H258ZM264 155H262V157H263ZM2 157V156H1ZM85 156H83L82 158H84ZM87 157V156H86ZM88 157H90V156H88ZM99 157H100V155H99ZM113 157H115V154H113ZM122 157H124L123 155H122ZM149 157L150 156H148V159H149ZM160 157V156H159ZM195 157V156H194ZM207 157H209L208 155H207ZM227 157V156H226ZM241 157H242V155H241ZM245 157H247V156H245ZM3 158H1V159H3ZM75 158V159H74ZM118 158V157H117ZM125 158V157H124ZM124 158H122L123 160V162H124ZM128 158H130V157H128ZM132 158V157H131ZM143 158V157H142ZM142 158H139L140 160H144V159H142ZM171 158V157H170ZM224 158V157H223ZM228 158V157H227ZM249 158H252V157H250L249 156ZM248 158V159H249ZM85 159V158H84ZM87 159V158H86ZM90 159V158H89ZM111 159V158H110ZM108 160V161H110L111 162V160ZM153 159H155V158H153ZM153 159L152 160H149V161H152L153 162V164H154V161H153ZM160 159V158H159ZM167 159V158H166ZM215 159V158H214ZM229 159V158H228ZM227 159V160H228ZM230 159H232V158H230ZM247 159V160H248ZM261 158H258V159H256V166H258V168L260 167V169H259V171H258V173L264 178V167H262L263 165H262V163H260V161H258V160H260ZM61 161L62 163H61V165H58L59 164V162L58 161ZM88 160V159H87ZM118 160H120V159H118ZM188 160V159H187ZM225 159H223L222 161H224ZM252 160V159H251ZM264 160V159H263ZM91 161V160H90ZM122 161H121V163H122ZM126 161H128V159L126 160ZM144 161H146V160H144ZM148 161V160H147ZM146 161V162H147ZM157 161H159V160H155V162H157ZM231 161V160H230ZM250 161V160H249ZM261 161H262V159H261ZM24 163V162H26V164L25 165H23V164H21L22 166H23V169H22V171H23V174L22 173H19L21 176H19V177H16L17 176V172H16V169H13L14 168V166H15V164H20V163ZM46 164H45V163ZM94 162V161H93ZM100 162V161H99ZM107 162V161H106ZM119 162V161H118ZM118 162L116 163V162H113V164L114 163H116V164H118ZM130 162V161H129ZM143 162V161H142ZM215 162H216V160H215ZM214 162V163H215ZM237 162V161H236ZM251 162V161H250ZM253 162V161H252ZM251 162V163H252ZM108 163V162H107ZM120 163V164H121ZM137 163V162H136ZM145 163V162H144ZM143 163V164H144ZM167 163V162H166ZM220 163H224V162H220ZM254 163V162H253ZM252 163V164H253ZM87 164V163H86ZM89 164V163H88ZM88 164L86 165V167H88ZM91 164V163H90ZM89 164V165H90ZM109 164H111V163H109ZM129 164V163H128ZM216 164V163H215ZM222 164H220V165H222ZM234 164V163H233ZM232 164V165H233ZM246 164V163H245ZM251 164V165H252ZM21 165H18V168L21 166ZM45 165H47L46 167H44ZM81 165V166H80ZM95 165V164H94ZM100 165V164H99ZM98 165V166H99ZM115 165V164H114ZM119 165V164H118ZM117 165V166H118ZM122 165H124V164H122ZM139 165L140 166H143L142 164H141V162H138V166L137 167H139ZM146 165V164H145ZM148 165H150V164H148ZM152 165V164H151ZM150 165V166H151ZM155 165H157V163L155 164ZM166 165H168V164H166ZM165 165V166H166ZM184 165V164H183ZM191 165V164H190ZM218 165V164H217ZM226 165V164H225ZM231 165V164H230ZM237 165H238V163H237ZM237 165H235V166H237ZM240 165V164H239ZM110 166V165H109ZM111 166H112V164H111ZM116 166V165H115ZM119 166H121V165H119ZM118 166V167H119ZM125 166V165H124ZM124 166H122V167H124ZM129 166V165H128ZM185 166V165H184ZM201 166V165H200ZM203 166V165H202ZM207 166V165H206ZM211 166V165H210ZM214 166V165H213ZM213 166H211V167H213ZM234 166V165H233ZM240 166H242V164L240 165ZM245 166V165H244ZM90 167V166H89ZM93 167V166H92ZM96 167V166H95ZM94 167V168H95ZM102 167H104V166H102ZM108 167V166H107ZM113 167V166H112ZM112 167H110V168H112ZM125 167H127V166H125ZM153 167H155L154 165H153ZM207 167H209V166H207ZM211 167H209L208 168V170L210 171V168ZM215 167V166H214ZM221 167H223V165L221 166ZM232 167V166H231ZM231 167H230V170L229 171H231L232 169H231ZM16 168V167H15ZM17 168V169H18ZM93 168V169H94ZM114 168V167H113ZM189 168V167H188ZM215 168H217V167H215ZM236 168V167H235ZM240 168V167H239ZM19 169H21V168H19ZM18 169V171H20ZM91 169V168H90ZM96 170H97V168H95ZM115 169H117V167H115L114 168V170L113 171H115ZM214 168H211V170H213ZM218 169H220V168H218ZM227 170L226 171H228V168H226ZM82 170V169H81ZM99 170H102V169H99ZM118 170V169H117ZM119 170H120V168H119ZM126 170V169H125ZM124 169L123 170H121V172L122 171H125ZM127 170L128 171H130V169H128L127 168ZM160 170H161V168H160ZM168 170V169H167ZM197 170H199V169H197ZM201 170V169H200ZM222 170V169H221ZM236 170V169H235ZM11 171H14V173L16 174H13V173H11ZM85 171H87V170H85ZM98 171V170H97ZM96 171V172H97ZM187 171V170H186ZM190 172H192L191 170H189ZM216 171H218V170H216ZM223 171H225V170H223ZM254 171H255V169H254ZM254 171L252 170H250L249 172H253L254 173ZM91 172H93V170H91ZM105 172V171H104ZM117 172V171H116ZM115 172V173H116ZM127 172V171H126ZM150 172H151V170H150ZM236 172V171H235ZM248 172V171H247ZM257 171H255V173H256ZM61 174V175H64V177H65V181H64V183L66 184L65 185V187H67V189H68V194H67V192L65 193V194H67V196L65 195L64 196V192H65V190H67V189H65V190H63V189H59V187L57 186L58 184H56L55 182H53L52 180H51V174H52V176H53V174ZM77 173V174H76ZM99 174L101 173V172H98ZM106 173V172H105ZM123 173V175L125 174L124 172H122ZM132 173V172H131ZM130 173V174H131ZM155 173V172H154ZM182 173H184V171H182ZM216 173V172H215ZM220 173V172H219ZM224 173V172H223ZM237 173V172H236ZM240 173V172H239ZM258 173H256L257 174V176L259 175ZM80 174V173H79ZM113 174V173H112ZM127 174V173H126ZM129 174V173H128ZM129 174V175H130ZM204 174V173H203ZM222 174V173H221ZM248 174H250V173H248ZM81 175V177L83 178V175L85 176V178H87L88 176L87 175H85L84 173H83V175L82 174H80ZM95 175V174H94ZM94 175H93V177H94ZM102 175V177H103V174H101ZM101 175H99V176H101ZM117 175H118V173H117ZM120 175H122V174H120ZM178 175V174H177ZM190 175V174H189ZM200 175V174H199ZM207 175V174H206ZM216 175V174H215ZM244 175V174H243ZM247 175V174H246ZM87 176V177H86ZM91 176V175H90ZM110 176V175H109ZM179 176H182L181 174H179ZM194 176V175H193ZM196 176V175H195ZM209 176V175H208ZM236 176V175H235ZM239 176H241V175H239ZM245 176V175H244ZM253 176V175H252ZM62 177V176H61ZM98 177V176H97ZM126 178H127V176H125ZM132 177H136L134 174H133V176ZM184 177V176H183ZM206 177V176H205ZM8 178V179H7ZM91 178V177H90ZM103 178H106V180H107V178H109V177H103ZM186 178V177H185ZM185 178H183V179H185ZM188 178V177H187ZM195 177H193V179H194ZM208 178H210V177H208ZM246 178V177H245ZM81 179V180H80ZM189 180H190V182H193L194 183V181H191V179H190V177L188 178ZM200 179V178H199ZM220 179V178H219ZM222 179V178H221ZM242 179H244V178H242ZM241 179V180H242ZM253 179H254V177L252 178V181H253ZM106 180L105 181H103V183H105L106 184ZM119 180V179H118ZM128 180H129V178H128ZM151 180H152V182H151ZM169 180H171L168 176L167 177H164V178H162L161 179V181L159 180L158 182H156L153 178H151L150 179V182L152 183L151 184V186H153V185H157V186H159L160 188H165V189H163V190H168L169 188H167L166 189V187L167 186H169V185H171V184H169L168 183V181ZM202 180H205V179H202ZM201 180V181H202ZM230 180V179H229ZM258 180V179H257ZM99 181H101V180H99ZM125 181H126V179H125ZM130 182H127V183H129L128 184V186H130V187H128V188H130L131 189V191H137V184H138V181H139V179L137 180V178H132V179H130L129 180ZM209 181V180H208ZM223 181V180H222ZM232 181V180H231ZM243 181H245V180H243ZM190 182H189V184H190ZM202 182H204V181H202ZM210 182V181H209ZM224 182V181H223ZM261 182L262 183H259V184H262V186L264 185V179L263 180H261ZM10 183L12 184V185H15V183H16V187L14 188V190H16V189H20V188H24V189H28V190H31L32 188H30V187H32L33 186V191H32V194L31 195H34V196H31V197H27L28 195H29V193H28V195L26 196L25 194L22 196V197H20L19 195L16 197L15 196V198H13V199H11L12 198V192H11V190L10 189H8V184L10 185ZM14 183V184H13ZM95 183V182H94ZM108 183V182H107ZM115 183V182H114ZM117 183V182H116ZM122 182H120V184H121ZM184 183V182H183ZM186 183V182H185ZM196 183V182H195ZM198 183H200L199 182V180H198ZM215 183H217V180H216V182ZM227 183V182H226ZM226 183H224V185L226 184ZM81 184H84V183H81ZM124 185V189H126L125 187H127L126 186V184L125 183H123ZM218 184H220L219 182H218ZM217 184V185H218ZM228 184H230L229 182H228ZM228 184H226V185H228ZM254 183L252 182V185H253ZM88 185H90V184H88ZM97 186H99V184H96ZM104 185V184H103ZM140 185V184H139ZM138 185V186H139ZM192 185V184H191ZM198 185V184H197ZM202 185H203V183H202ZM221 185V184H220ZM80 186V185H79ZM78 186V187H79ZM84 186V185H83ZM87 186V185H86ZM92 186V185H91ZM101 186V185H100ZM141 186V185H140ZM142 186H144V185H142ZM174 186H176V185H174ZM184 186V185H183ZM187 186H189V185H187ZM229 186V185H228ZM243 186V185H242ZM251 186V185H250ZM87 187H89V186H87ZM114 187H117L116 185L114 186ZM218 186H216V189H218L217 188ZM222 187H223V185H222ZM224 187H226V186H224ZM9 188H10V186H9ZM82 188H84L86 191H88L89 192V189L87 190V188H85V186L84 187H82ZM90 188V187H89ZM93 188V187H92ZM118 188V187H117ZM123 188V187H122ZM198 188V187H197ZM233 188V187H232ZM239 188V187H238ZM242 188V187H241ZM244 188V187H243ZM93 189H95V188H93ZM92 189V190H93ZM139 189H140V187H139ZM183 189H186V188H183ZM196 189V188H195ZM250 189H252V188H250ZM256 189V188H255ZM12 190H13V188H12ZM25 190V191H26ZM81 190V189H80ZM128 190V189H127ZM123 191V192H128V191ZM173 190H174V188H173ZM172 190V192H164L163 191V193H164V199H166V201L167 202H169V201H171V200H173V195H175V194H177L178 192H176V191H173ZM225 190V189H224ZM228 190H229V187H228ZM243 190V189H242ZM246 190V189H245ZM258 190H259V188H258ZM181 191H183V190H181ZM201 191V190H200ZM206 191V190H205ZM220 191V190H219ZM251 191V190H250ZM256 191H257V189H256ZM262 191V190H261ZM27 192V191H26ZM29 192V191H28ZM90 192H93V191H90ZM89 192V193H90ZM101 192H102V190H101ZM107 192V191H106ZM106 192H104V193H106ZM113 192V191H112ZM186 192V191H185ZM215 192V191H214ZM223 192V191H222ZM229 192V191H228ZM233 192V191H232ZM241 192V191H240ZM23 193V192H22ZM82 193V192H81ZM93 193H95V192H93ZM114 193H116V192H114ZM180 193V192H179ZM178 193V194H179ZM184 193V192H183ZM189 193H191V191L189 192V191H187L186 192V196H187V194L189 195ZM199 193V192H198ZM203 193V192H202ZM204 193H206V192H204ZM223 193H225V192H223ZM223 193H222V195H223ZM249 193V192H248ZM253 193V192H252ZM12 194V195H11ZM76 194V195H75ZM92 194V193H91ZM109 194V197H111L110 196V192L108 193ZM108 194H107V196H108ZM112 194V193H111ZM118 194V193H117ZM116 194V195H117ZM150 194V193H149ZM181 194H182V192H181ZM181 194H180V196H181ZM199 194H201V193H199ZM216 194V193H215ZM221 194V193H220ZM229 194V195H228ZM234 194V193H233ZM236 194V193H235ZM238 194V193H237ZM259 194V193H258ZM258 194H257V196H258ZM37 195H39V197L41 198V197H43L44 198V200H42L43 201V203H41L40 205H34L33 204V202L34 201H36L35 200V197L37 196ZM86 195H88V193L86 194ZM95 195H97V194H95ZM99 195H102V194H99ZM115 195V194H114ZM134 195V194H133ZM132 194L131 195H129V197L128 198H130L131 196H133ZM145 195V194H144ZM185 195V194H184ZM202 195H207V194H202ZM209 195V194H208ZM217 195V194H216ZM231 192H229V193H227V196H225L226 198H224L223 197V199H227V202L229 203V202H233V198L235 197V195H234V197L233 198H230L231 196ZM254 195V194H253ZM76 196H78V197H76ZM82 196V195H81ZM80 196V197H81ZM92 197V195H89V198H91ZM106 196V195H105ZM157 196V195H156ZM214 196V195H213ZM229 196V197H228ZM249 196H251V195H249ZM256 196V195H255ZM254 196V197H255ZM261 196L263 197L264 196V194H261ZM14 197V196H13ZM83 197V196H82ZM87 197V196H86ZM85 197V199H87ZM97 197H99V196H97ZM109 197H107L108 199H109ZM124 197V196H123ZM136 197V196H135ZM160 197V196H159ZM175 198L177 197V196H174ZM182 197V196H181ZM188 197H190V196H188ZM197 197H199V199L197 200ZM204 197V196H203ZM206 197V196H205ZM210 197V196H209ZM217 197V196H216ZM219 197V196H218ZM238 197H240L241 198V196L239 195ZM243 197V196H242ZM39 198V199H40ZM105 198V197H104ZM104 198H103V200H104ZM116 198H117V196H116ZM132 198V197H131ZM163 198V197H162ZM161 197H160V199H162ZM174 198V201L177 199H175ZM183 198V197H182ZM191 198L189 199V200H191ZM264 198V197H263ZM262 198V199H263ZM37 199V198H36ZM42 199V198H41ZM83 199H84V197H83ZM100 199V198H99ZM152 199V198H151ZM185 199H186V197H185ZM217 199V198H216ZM235 199V198H234ZM258 199V198H257ZM256 199V200H257ZM117 200V199H116ZM150 200V199H149ZM155 200H156V198H155ZM183 200H184V198H183ZM220 199L218 198V201H219ZM237 200V199H236ZM235 200V201H236ZM260 200V199H259ZM15 201V202H14ZM40 201V200H39ZM82 201V200H81ZM132 201V200H131ZM148 201V200H147ZM146 201V202H147ZM166 201H164V203H166ZM174 201H172V202H174ZM208 201V200H207ZM212 201V200H211ZM223 201V200H222ZM222 201H220V203L222 202ZM260 201H262V200H260ZM259 201V202H260ZM133 202V201H132ZM145 202V203H146ZM159 202V201H158ZM161 202V201H160ZM172 202H170V203H172ZM176 202V201H175ZM178 202H179V199H178ZM182 203H183V201H181ZM184 202H185V200H184ZM188 202H190V201H188ZM227 202H225V203H227ZM240 202V201H239ZM250 202V201H249ZM248 202V203H249ZM263 202H264V200H263ZM35 204H37V202H34ZM98 203V206L97 207H93V208H91V206H89L92 210L95 208H97L98 209V207L100 206V208L98 209L99 210V213H101L102 212V214L105 212V211H108L106 208L108 207V205H107V201L105 202V201H101V204L99 203V202H97ZM131 203V202H130ZM134 203V202H133ZM145 203H144V205H145ZM153 203V202H152ZM162 203V202H161ZM161 203H159V204H161ZM208 203V202H207ZM218 202H216V204H217ZM237 203V202H236ZM241 203V202H240ZM239 203V204H240ZM100 204V205H99ZM121 204V203H120ZM120 204H118V205H120ZM122 204V205H123ZM151 204V203H150ZM169 204V203H168ZM178 204V203H177ZM250 205H251V203H249ZM262 204V203H261ZM56 205H59V207L63 210H66L67 208V210L69 211V212H67V211H65L64 213H62V214H60V216L59 217H61V218H59L58 217V214L59 213H57L56 214V212L54 211V206H56ZM88 205V204H87ZM117 205V207L119 208L120 206H122V205H120V206H118ZM172 205V204H171ZM220 205V204H219ZM225 205H227V204H225ZM229 205H231V204H229ZM233 206L235 205V203L234 204H232ZM262 205H264V204H262ZM160 206V205H159ZM186 206V205H185ZM206 206V205H205ZM233 206H231V209H229L228 210V212L227 211H225V212H227V214H226V217H222L223 219H221V222L220 223H227L226 222V220H229L230 218V216L231 215H234L233 217H232V219L230 220L231 222H232V224H231V227L232 228H235V225L238 223H240V224H247L248 223V221L246 222L244 219H245V216H244V212L242 211V210H240L241 208H240V205H238V203L233 207ZM248 206V205H247ZM259 206H261V205H259ZM88 207V206H87ZM86 207V208H87ZM88 207V209H90ZM117 207H115V208H117ZM153 207H154V205H153ZM241 207H243L242 205H241ZM264 207V206H263ZM101 208H103V211H101ZM142 208V207H141ZM160 208V207H159ZM173 208H175V207H173ZM196 208H199L200 209V211H196ZM212 208H214V206L212 207V205H211V209ZM227 208V207H226ZM226 208H224V209H226ZM257 208H258V206H257ZM262 208V207H261ZM74 210V209H76V211L74 210V211H71V210ZM94 209V210H95ZM121 209V208H120ZM172 209V208H171ZM179 209V208H178ZM215 209V208H214ZM228 209V208H227ZM238 209H239V211H238ZM249 209H251V208H249ZM254 209H256V208H254ZM114 210H116V209H114ZM145 210V209H144ZM47 211H49V213L50 214H47L48 216H50V218L52 219V220H56V219H60V221L62 220V224H61V229H60V233H59V236H55L54 234H52L53 233V223L55 222L56 224H57V221H54L53 223L52 222H44L45 220H44V216H47L46 215V213H47ZM96 211V210H95ZM155 211H156V209H155ZM174 211V210H173ZM186 210H184V212H185ZM209 211V210H208ZM212 211H213V209L211 210V212H210V214L212 213ZM216 211V210H215ZM249 211V210H248ZM108 212H110V211H108ZM143 211H141V215L142 214H145V213H142ZM145 212L147 213V210H145ZM150 212V211H149ZM153 212V211H152ZM159 212V211H158ZM162 212V211H161ZM179 212V211H178ZM218 212H220V213H218V215L219 214H221V209L218 211ZM247 212V211H246ZM254 212V211H253ZM260 212V211H259ZM263 212V211H262ZM262 212H260V213H262ZM187 213V212H186ZM201 213H203V212H201ZM207 213V212H206ZM213 213H215L214 211H213ZM216 213H217V211H216ZM223 213V212H222ZM250 213H251V211H250ZM255 213V212H254ZM260 213H258L259 215H260ZM172 214V213H171ZM171 214H169V215H171ZM208 214V213H207ZM209 214V216H212L213 214H211L210 215ZM225 213H223L222 215H224ZM256 214H257V212H256ZM93 215V214H92ZM91 215V216H92ZM222 215H220V216H222ZM159 216H162L161 214H159ZM168 215H166V218L167 219H170V218H168L167 217ZM220 216H218V217H220ZM263 215H260V216H257V217H262ZM130 217V218H129ZM134 217V216H133ZM138 217V218H137ZM217 217V216H216ZM87 217H85V219H86ZM98 218H100V217H98ZM97 218V219H98ZM108 218V219H107ZM210 219H211V217H209ZM227 218H229V219H227ZM252 218V217H251ZM256 218V217H255ZM111 220H112V218H110ZM140 219H142V218H140ZM216 219V218H215ZM215 219H213V221L215 220ZM263 220H264V218H262ZM49 220V219H48ZM51 220V221H52ZM217 220V219H216ZM218 220H220V219H218ZM247 220V219H246ZM253 220V219H252ZM86 221V220H85ZM160 221V220H159ZM167 221V220H166ZM212 223H213V221L212 220H210ZM223 221V222H222ZM258 221V220H257ZM111 222V223H110ZM140 222V221H139ZM141 222H143L142 220H141ZM140 222V223H141ZM217 222V221H216ZM215 222V224H216V226H217V223ZM246 222V223H245ZM254 222V221H253ZM263 222V221H262ZM58 223H59V221H58ZM95 223V224H94ZM97 223V224H96ZM114 223V224H113ZM250 223V222H249ZM264 223V222H263ZM152 224H153V222H152ZM156 224H158V222L156 223ZM169 224V223H168ZM174 224V225H175ZM206 223H204V225H205ZM228 224V223H227ZM227 224H223V225H227ZM254 224H256L257 225V223H254ZM253 223H252V225H254ZM143 225V224H142ZM151 225V224H150ZM150 225H146L148 228H149V226ZM203 225V224H202ZM229 225V224H228ZM227 225V226H228ZM6 226H10V227H6ZM145 226V225H144ZM208 226V225H207ZM212 226V225H211ZM220 226H221V224H220ZM238 226H240V225H238ZM238 226H236L237 228H239ZM250 226V225H249ZM264 226V225H263ZM262 226V227H263ZM205 227V226H204ZM244 226H242V228H243ZM251 227V226H250ZM256 227H258V226H256ZM170 228V229H169ZM178 228H180V230H182V228L184 229L185 228V230H187V234L186 235H184V236H181L180 234H181V232H180V234L179 233H177L176 232V230L178 231ZM209 228V227H208ZM210 228H212V227H210ZM214 229H216V228H218V227H213ZM227 228V227H226ZM247 228V227H246ZM260 228V227H259ZM258 228V229H259ZM264 228V227H263ZM262 228V229H263ZM220 229H222V226L221 227H219L218 229H216L215 230V232H218ZM240 229V228H239ZM238 229V230H239ZM251 229H252V227H251ZM261 229V230H262ZM57 230V229H56ZM55 230V231H56ZM171 230V231H170ZM184 230V231H185ZM242 230V229H241ZM241 230H239L238 232L241 234ZM253 230H254V227H253ZM256 230H257V228H256ZM256 230H254V231H256ZM260 230V229H259ZM260 230V231H261ZM264 230V229H263ZM226 231V230H225ZM248 231V230H247ZM250 231V230H249ZM1 232H0V234H1ZM6 232V231H5ZM8 232V231H7ZM6 232V234L8 235L9 233H7ZM212 232H214V230H212ZM230 232V231H229ZM232 232V231H231ZM245 232V231H244ZM243 232V233H244ZM264 232V231H263ZM4 233V232H3ZM152 233H154V232H152ZM204 233H205V235H204ZM223 233V232H222ZM233 233V232H232ZM239 233H238V236H239ZM248 233V232H247ZM250 233L252 234V230L249 232V235H250ZM254 233V232H253ZM256 233V232H255ZM259 233H261V232H259ZM228 234V233H227ZM230 234V233H229ZM235 234H237V233H235ZM245 234V233H244ZM258 234V233H257ZM264 234V233H263ZM7 235H5V236H7ZM149 235L151 236L150 238H149ZM201 235H204V236H201ZM216 235H218L217 233H216ZM222 235V234H221ZM57 238L56 239V241L55 242H53L52 241V239H55V237ZM220 236V235H219ZM229 236H231V235H229ZM254 236V235H253ZM253 236H251V237H253ZM2 237V236H1ZM8 237V236H7ZM7 237H3V238H1V239H4V238H7ZM27 237H32L31 238V240L33 241H35V242H37V243H39V246L38 245H35L34 247H36V246H38L39 248H40V246H43V247H41L42 248V251H41V254H38L37 252L38 251H36L37 249H35V248H33L32 247V245L31 246H29V247H27L26 249H24L21 245L22 244H24V240L26 239ZM53 237V238H52ZM128 237H131V239H128ZM239 237H243V234H242V236L240 235ZM239 237H238V239H239ZM244 237H246V235L244 236ZM152 238V239H151ZM192 239L194 242H193V245H196V248H194L195 246H193V247H191V248H194V250L196 249V255L194 254V250H193V252L191 253V254H189V252H187V251H189V250H187V244H186V242H187V240L188 239ZM215 238H216V236H215ZM263 239H264V237H262ZM8 239V238H7ZM238 239H236V241L238 242ZM242 239V238H241ZM254 239V238H253ZM6 240V239H5ZM104 240H107L108 241V243L107 244H105V243H102V241H104ZM154 240V241H153ZM235 240V239H234ZM244 241H245V239H243ZM248 240H249V238H248ZM256 240H257V238H256ZM26 241V240H25ZM31 241V242H32ZM151 241V243H149ZM214 241V240H213ZM243 241V242H244ZM2 242V241H1ZM28 242H30V241H28ZM28 242L26 243L27 245H28ZM215 242H216V240H215ZM225 242V241H224ZM239 242H240V240H239ZM8 243V242H7ZM147 243V244H146ZM188 243V242H187ZM195 243V244H194ZM218 243V242H217ZM222 243V242H221ZM249 243V242H248ZM4 244H6V243H2V244H0V245H4ZM26 244H24V245H26ZM49 244H54V247H53V249H52V245H49ZM218 244H220V243H218ZM223 244H225V243H223ZM252 244V242L250 243V245ZM259 244V243H258ZM8 245H10V244H6V246L7 247H9ZM23 245V246H24ZM49 245V246H48ZM221 245V244H220ZM242 245V244H241ZM247 245V244H246ZM261 245H263V246H261V247H264V244H261ZM6 246H4L3 248L5 249L6 248ZM148 246L150 247V249H148V251L149 250H151L150 252H152L151 254L149 253V258H141L140 256H142V255H144L145 253H143V251L142 250H144V251H146L147 250V248H148ZM189 247H190V243H189V245H188ZM237 246H239L238 244H237ZM251 246H253V244L251 245ZM259 246V245H258ZM50 247V248H49ZM223 247V249H225V247L224 246H222ZM250 247V246H249ZM249 247H248V249H249ZM40 248V249H41ZM78 248H80L81 249V251H82V254L80 255V256H78V257H71V255L73 254V252H75ZM145 248H146V250H145ZM190 248V249H191ZM227 248H228V246H227ZM226 248V249H227ZM232 248H234V247H232ZM223 249H220V251H222ZM3 250V249H2ZM6 251V250H5ZM9 251H11V250H9ZM191 251V250H190ZM223 251H225V250H223ZM249 251V250H248ZM255 251H257V250H255ZM254 251V252H255ZM4 252V251H3ZM226 252V251H225ZM236 252H238V251H236ZM258 252V251H257ZM79 253H80V250H79ZM228 254H229V252H227ZM240 253V252H239ZM238 253V254H239ZM2 254V253H1ZM53 254V255H52ZM78 254V253H77ZM192 254H194L193 256H194V258H196V260L195 259H193V257L191 256ZM222 254V253H221ZM224 254V253H223ZM230 254H233V257H234V253H230ZM242 254H244L243 252H242ZM249 254H251L250 253V251H249ZM248 254V255H249ZM252 254H255V253H253L252 252ZM258 254V253H257ZM259 254H262V253H260L259 252ZM248 255H246V256H248ZM9 256V255H8ZM21 256H23L24 258L22 259V260H20L19 259V257H21ZM128 256V257H127ZM229 256V255H228ZM241 256V259H242V255H238V257H235V258H239ZM253 255H251V257H252ZM256 257H257V255H255ZM264 256V255H263ZM26 257V258H25ZM31 257V258H30ZM103 257V256H102ZM231 257V256H230ZM249 257V260H251V261H249V262H252V259H250V256H248ZM29 258V259H28ZM252 258H254L255 259V257H252ZM259 258V257H258ZM261 258H263V257H261ZM126 259V260H125ZM216 259H217V261H216ZM222 259V258H221ZM229 259V258H228ZM231 259H233L232 257H231ZM254 259H253V261H254ZM257 259V258H256ZM243 260H245V256H243V259L241 260V261H239L238 260V262L239 263H243V264H245L244 262H246L247 261V259H246V261H243ZM0 261H1V259H0ZM3 262H1L0 264H3L4 263V261H5V259H3L2 260ZM112 261V260H111ZM128 261H130V260H128ZM227 260H225V262L224 261H222V262H220L219 264H222L223 262H224V264H226L227 262H226ZM229 261H230V259H229ZM231 261H233V260H231ZM231 261H230V263L229 264H231ZM235 261V260H234ZM243 261V262H242ZM256 261H258V260H256ZM248 262V261H247ZM249 262H248V264H249ZM98 263V262H97ZM113 263H110V264H113ZM130 263V262H129ZM238 263V264H239ZM258 263V262H257ZM264 263V262H263ZM5 264V263H4ZM64 264V263H63ZM126 264H128V263H126ZM247 264V263H246ZM250 264H252V263H250ZM253 264H254V262H253ZM255 264H256V262H255ZM259 264H262L261 262L259 263Z\"/></svg>","mask_w":264,"mask_h":264},{"label":"snow or ice","instance_id":"snow-or-ice-1","mask_svg":"<svg viewBox=\"0 0 264 264\" xmlns=\"http://www.w3.org/2000/svg\"><path fill=\"white\" fill-rule=\"evenodd\" d=\"M9 7H15V6H9L5 5V9ZM23 9V19H19L17 17H14L11 14L5 15V25L7 29V33H10L14 42L11 46L8 44L4 45V50L2 53H0V60L5 61V67H7L8 63H20L24 64L25 62L31 64L33 63V57L35 56H44L45 54L49 53L51 50L48 47L49 42V36H48V29L52 27L50 23L44 22L41 25V28L39 31L35 29V27L32 26V24L25 23L26 21L30 20V17L32 16V13L30 11L31 6H20ZM46 7V6H45ZM52 7H56L55 3L52 4ZM34 23V22H32ZM195 23V22H194ZM19 26V27H17ZM256 27L259 29L258 36H259V45L261 48V51L264 52V11H261L260 17H259V23L256 25ZM7 38V34H6ZM187 39V37H185ZM63 45H61V48ZM19 50L21 53H26L27 55L20 56L19 60L17 61L16 56L14 55L15 51ZM53 56L60 55L61 57L64 55L62 52H52ZM71 55V54H69ZM77 64L79 66V58H77ZM261 64H264V61H261ZM88 68L87 63L83 64L81 71L78 73H75L79 76V80L77 81L81 85H92L93 76L90 72L86 71ZM239 71H243V69H239ZM215 77L219 79L220 72L217 71L215 74ZM239 80V77H237V81ZM94 86V85H93ZM109 100L113 99L116 93L112 91L110 88L109 90ZM120 91L127 92V86H123ZM219 91L218 89L214 88V85L211 87H207V92L215 95L216 92ZM135 119V117H133ZM211 127V125L209 126ZM62 140V136H61ZM163 143V141H161ZM63 143L60 144V147L63 148ZM223 155V153H220ZM169 184L172 183L171 180L168 181ZM199 197H197V200ZM101 211H103V208H101ZM196 211H200L199 208H196ZM128 239H131V237H128ZM102 243L107 244L108 241L104 240ZM173 264H180L179 260L173 262Z\"/></svg>","mask_w":264,"mask_h":264}]
</instances>
